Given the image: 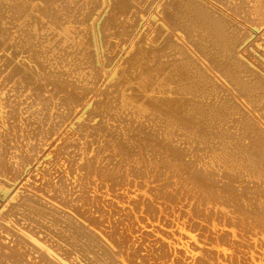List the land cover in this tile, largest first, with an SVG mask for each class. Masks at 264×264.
<instances>
[{
	"label": "bare ground",
	"instance_id": "obj_1",
	"mask_svg": "<svg viewBox=\"0 0 264 264\" xmlns=\"http://www.w3.org/2000/svg\"><path fill=\"white\" fill-rule=\"evenodd\" d=\"M1 1L3 2V0H1ZM1 1H0V6H1L0 8L3 7L2 5H4V8L6 10L4 12L5 15L3 14L2 16H4L3 18H4L5 21L9 20L8 21L9 23L12 22L11 23L12 25H9L8 22L6 21V23L10 27L16 26L18 24L17 22H22V18L25 19L24 21L28 22L27 20H28V18H30L29 15L32 14V12H34L32 14V16L34 18L36 16L34 14L41 13L38 10V7H40V6L37 7L38 3H35L38 0H36L35 2H34V0H4V2H3L4 4H2ZM39 1H41L42 3L47 1L46 3L53 4L51 2H54L56 0H54V1L53 0H51V1H49V0H39ZM60 1L61 0H59V2ZM78 1H77V3H79ZM89 1H91V0H89ZM102 1L105 2V6L106 5L109 6L110 10L108 9L109 10L108 15L106 16L105 19L103 18L104 19L103 22L98 27H94L93 24H95V23L93 22V24L91 23L92 27L90 25L86 24L87 26H90V27L86 26V28H89L90 32H92L93 34H96V33L99 34L100 39L98 41H100L101 49H104V47H106V49L109 48V50H110L111 48H114L115 46L117 48H120L117 45L118 41H119V42H121V46L123 47L122 50H124V51L122 52L120 50V52L122 53V58L119 59V57H118L117 61H116L115 57L119 56L118 55L119 52L117 51L116 47H115L116 48L115 52H117V56L113 55L114 57L106 56L105 55L106 53L104 55L101 54L102 55L101 56L100 54L93 52L95 54V55L92 56V58L94 59L93 62H94V64L95 63L99 64V66L97 65V67H99V68L96 70V69H94V64H91L92 66L89 67V71H88L89 74L86 71L88 69V64L90 63V60H88L89 63L86 62L87 61L86 59H90V58L86 57V56H88V52H87V55H85L86 59L83 57V55L79 56V55L84 54V53L78 54L77 52H74V54L76 53L75 56L78 55V57H81V58L83 57L82 60L85 59L83 63H85V62H86V64L88 63L87 65L85 64L87 67L84 65V68L85 69L87 68L85 70L87 72V74H86L87 76H84V77H86V78L89 77V79H85L87 81L85 82V80H84L83 83L84 82L87 83L88 80L89 81L91 80L92 82L90 81L88 84H86V88L84 87V84H82V86H80V87H78V86L81 85V84H79L77 87L72 86L73 82H75V80H73V82L71 80L72 85L70 86V85L67 84V80L64 81V82H60V81L54 82V80H52L54 82V83H52L50 81V79H49V81L51 82L50 83L49 81H47L46 78H44V79L43 78H39L38 75H37V73H39L37 71V69L39 68L38 67V63L34 64V61H33V63H31L33 65H29L30 64L29 63L28 64L29 66H27L25 64H16V60H17L16 57H17L18 54H21L22 52H20V53L18 52V54H15L14 52L16 50L14 51V48L10 49L11 46H9V47L7 46L8 43H9V42L7 43L8 39L5 38V37H2L3 39L4 38L6 39V41H3V39L0 37V59H2L4 61L6 59V64L5 65H7V66H12L13 65V68L11 69V72H9V74L11 75L10 76L11 78L7 75L8 76V77L6 76L7 79H9V80L10 79H12V80L15 79V82L17 84L16 86L19 87L20 89L25 90V92L27 91L28 93H30L29 96H30V98L32 97L34 99V102L36 103L35 105H38L39 107H41L43 109V111H45L46 113L49 112V108H50L49 102H50V100L52 101V99L58 98V101H59L58 105L60 107V111H59L60 113L59 114H54V115L49 114V113H47V114L44 113L45 114L44 115L42 113V110H41L40 114H43L44 118L42 116H39V115L37 116L38 113L34 114V112H32L33 114L30 115L31 116L30 118L28 117L29 115L25 114L27 117L26 116H25L26 118L23 117L26 120V122L24 120V122H25L24 124L22 122L23 119L21 120V118H20V121L17 118V120L20 123L17 122V120H16L17 116L16 115L20 116L19 114H15V115L14 114H12V115L10 114V115H8L9 117L12 116L10 118H7L8 117L7 114H6L7 117L4 116L5 114L3 115V117L0 115V158L2 156V159H3V161H1L2 159L0 160V162H2V163H0V174H2L3 172L6 173L8 171H11V173L14 176L13 178L15 179V181H16V178H17L18 181H20L18 179L19 175H20V177L23 176V175L21 176V174L23 173L21 171H25L29 164L32 165L33 162L31 160H33L32 158L36 157V156L35 157L33 156L31 158L30 153H31V155H33V153L30 152V151H28V152H30L29 155L24 152L27 144L30 143L31 145H33V143H31V142H29V143L27 142V144L25 145L27 140L26 141L24 140L25 142L23 141L24 142V146H25L23 151H22L23 153H20L19 156L17 155V156L14 157L15 160H16L15 162H13L11 160V158L9 159V158H7V157L2 155V151L1 150L4 149V148L6 149V146H8V144L6 146H3L5 144V142L2 141L3 139H1V136L3 135V132H4V134L6 132H8L7 135L12 132V131H7V130H9V128H7V126H8L7 123L10 120H12V123L14 122V124H10L8 126V127H13V128H10V130L11 129H15V131H17V133L23 132L24 134H26L25 137L22 135L24 138H27L26 136H29L28 138H32L33 139L34 136H38V135L43 134V135H46L45 137L47 138L48 142H49L50 138L53 139L52 137H55L54 139H56V141H55V143H56L59 140L58 138L61 137V134L58 135V129L61 127V125L64 122L67 123V117H68L69 119L72 118L74 120H77L76 123H73V122L70 123L71 127L74 126V130H75L74 132L75 133L82 134L84 132L85 136L87 135L93 141L95 139L96 140L100 139V142H102L105 147L112 148L113 153L111 155H112V157L114 159H115V157H122V159H121L122 161H124V160L128 161L129 160V162H130V160H131L132 164H134L133 166L131 164V166H132L131 169L134 168L133 169L134 172H141L142 173V171H140L142 169L139 170V169L135 168L137 159H135V160L131 159V158L136 156L141 151H143L142 153H145L148 156L152 157L149 160L150 161V165H153V163H155V161H157V163H155L156 166L153 167L155 172H157V170H160V169L166 168V167L173 168L175 173H179V172H182V171L186 170L189 173V178L194 182V185L201 187L203 189L204 193L207 194V196H205L206 197L205 199H207L208 197H211L213 195V201H215V202L217 201V203L219 201V203H220L219 205L221 206L220 209L218 210V214H217L219 216H223L224 217L226 215L227 211L224 209V205H226V204L235 206L237 208L236 209L237 213H239L240 216H242L243 218L247 217V215H249L250 218H251V215L257 216L258 214H261V212L263 213L264 212V187H262V186H264V180H263V184L259 185L260 187H257V185L260 183V181L262 182V178L264 179V162H263L264 161L263 160V158H264V70L261 68L263 66L262 65L263 63L262 64H257L256 63L255 65L250 67V65H251L250 62H252L250 60H252L251 59L252 56L249 55V53L247 51V49L249 47H247V49L246 48H242L241 46H242L243 41H240L239 35H236L233 32L229 31L228 28H231L233 30L235 29L232 26H228L227 25V23L229 21H231V20H228V22H226L227 21L226 20L227 17L225 16V14H224V16H225V18H224V17H222V14L219 15V13H217L218 12L217 10H214L215 8L213 9L211 6H208V3H210V4H212V6L216 7V9H220L219 7H221V6L219 5L218 8H217V6L222 1L221 0H208V1L206 0L207 1L206 2L205 0H163L164 2L161 1L163 3H161V2L157 3V1H156V2H154V4L157 3L156 5H158L157 7H159V10L157 8L158 11H156V12L153 11L155 9V7L152 8L153 12L152 11L150 12V9L148 7H147L148 9L147 8H141L142 7L141 4H143V0L142 1L140 0V2H142L141 4L137 3L138 0L137 1L136 0H101V2ZM71 2L69 0L67 3L71 6ZM74 2H75V0L72 3H74ZM87 2H88V0H87ZM93 2H95V0ZM96 2H98V1L96 0ZM101 2L99 1L97 4L99 5V3H101ZM241 2H242V5L250 4L249 10H247V11L244 10V12H243L244 15H245L244 17H246V15H247L249 17V19H250L249 21L252 22V24H250V25H253V23H254V24H256V27L258 28L260 26H257V24L258 25L259 24L260 25L264 24V0H247L245 3H244V0H242ZM54 3H57V2H54ZM65 3H66V1H65ZM145 3H146V0H145ZM214 3L217 4V6H215ZM79 4H81V2ZM84 4H82V5H84ZM221 4H222V7H223V3H221ZM229 4L231 5V3H229ZM43 5H44V8H45L46 6H45L44 3H43ZM74 5H75V3H74ZM101 5H103V4L101 3ZM226 5H228V4H226ZM51 6H53V5H51ZM51 6L50 5L47 6L46 7L47 10L44 9L43 6H41L43 9L40 7V10L42 9L43 10L42 12H44V10L48 12L49 9H50V11H51V8H52ZM65 6L67 8V5H65ZM75 6H72V7H74L73 9L77 8ZM91 6L95 7L96 4L95 5H91ZM105 6H104V8H106ZM152 6H154V5H152ZM240 6L237 7V8L241 9ZM48 7H49V9H48ZM61 7H62V5L58 6V8L57 7L56 8L59 9ZM83 7H86V6H83ZM62 8H64V7H62ZM87 8L89 10L88 6H87ZM150 8H151V6H150ZM53 9H52V11H53ZM57 9H54V12H56ZM65 9H60V11H62V12H60V13L58 12V13L62 14ZM69 9H70V7H68V10ZM81 9H82V7H81ZM83 9L85 10L86 8H83ZM92 10H90V11H92ZM234 10H232V11H234ZM241 10H240V13H241ZM75 11H77V10H75ZM75 11H73L74 15L76 14ZM0 12H2L1 9H0ZM80 12L81 11L79 10L78 13H80ZM224 12H226V11H224ZM234 12H237V10H235ZM2 13H0V14H2ZM44 13L48 14L46 12H44ZM67 13H69V12H67ZM67 13H66V15H69ZM87 13L86 12L84 13L85 17L82 15L83 19L86 18L87 15H89V13L88 14ZM92 13H93V11H92ZM238 13H239V11H238ZM41 14H43V13H41ZM63 14H65V12ZM231 14H233V13H231ZM39 15H37L36 19H34L36 21H33V22H37V19H38V22H39V18H41ZM56 15H58V14H56ZM56 15H54V17ZM77 15H79V14H76V16ZM90 15L92 16V14H90ZM102 15H103V13H102ZM119 15H121L123 18L127 17V19L125 18L126 22L124 21V23H119L118 20H117V18L119 19ZM7 16H8V19H7ZM44 16H45L44 18H46L44 20L47 21V18L49 19V14H48V17H46L47 15H44ZM62 16H64V15H62ZM62 16L59 17L60 19L59 18H54V20L55 19H59L57 22L60 23ZM71 16H72V14L70 13L69 17H70V19H73L72 21H74L77 18V17H75V19H74V18H71ZM24 17H26V18H24ZM33 17H31L32 20H33ZM56 17H58V16H56ZM98 17H99V15H98ZM98 17H96V18H98ZM66 18H68V17H66ZM66 18H64V19H66ZM231 18L234 19V22H235V20L238 17L235 19L231 15ZM2 19H0V22L2 21ZM70 19H69V21L71 22ZM228 19H229V17H228ZM239 19H241V18L239 17ZM242 19H243V16H242ZM44 20L40 19V22L43 23ZM50 20H51V18H50ZM54 20L53 19L51 20V22L53 21L52 22L53 24H55ZM94 20L97 23L98 19H94ZM153 20H154L155 24H152ZM245 20H246V18H245ZM77 21H79V20H77ZM77 21H75L76 23L73 22V23H70V24H74L75 23V24H77V26H79L81 23L79 24V22H77ZM237 21H238V19H237ZM243 21H244V19H243ZM247 21H248V18H247ZM30 22L31 23L28 22L26 24L31 25L33 23L32 21H30ZM47 22H44V23H47ZM64 22L68 23V20L67 21L63 20V23ZM85 22L86 21H84V23ZM140 22L141 23L143 22V25L139 27ZM156 22L159 23V24H157ZM6 23L4 24L5 26H6ZM37 23H35V24L33 23L32 25L33 26L34 25L35 26L36 25L40 26L41 32L39 31L40 29L38 31L40 33H42V31H43L42 28L44 27V29H46L45 25H47V24L43 23V26L41 28V25H40L41 23H39V24H37ZM58 23H56V24H58ZM84 23H82L81 26ZM229 23L230 24L232 23V25H233V22H229ZM243 23H246V22H243ZM13 24H15V25H13ZM21 24H22L21 28H24L23 24H25V23H21ZM53 24H49V25L52 26ZM60 24L61 25L60 26L58 25L57 27L55 25H53V26H55L54 28H56L58 30V32L61 33V35H64L67 38L69 37V38H71V40H73L75 38L76 34L78 33L79 34L78 35V39L75 38L74 40L78 41V40H80V38L82 40H85L86 38L90 39L89 36H88L89 38L86 37V35H85L86 33L83 34V30H80V29H85V27L84 28H82V27L81 28L80 27L77 28L78 31H82V36L85 35V37H86L85 39L82 38V36H80L81 33H79V32H77L75 35L73 34L74 38L72 39V37H71L72 35L71 34L76 32L77 30H75L74 32H71V31H73L74 27L76 28V26L71 27L70 24H69L70 26L67 24V25H65L66 26V28H65V26L61 27L62 23H60ZM31 26H29V28L27 26V29H29V31L31 30L30 29ZM35 26H34V28H36ZM7 27L8 26H6V29H7ZM16 27H19V24ZM47 27L49 28V26H47ZM69 27H71V31H70ZM240 27H241V25H240ZM1 28H3V27H1ZM96 28H97V30H96ZM163 28H165V30ZM26 30L24 29L25 33L23 32V29H22V31L20 30L19 32H22L23 34H26L27 32H29L28 30L27 31ZM36 30L34 29V31L37 33ZM103 30H104V32L107 31L109 34L111 33L110 35L113 34L114 37H116L115 35H117V37L119 38V39H117L118 40L117 44H115L116 41L115 42H111L112 44H110L109 41H108V39H109L108 36H110V35L107 32H106L107 35L103 34L104 33V32L102 33ZM6 31L8 32V30H6ZM31 31H30V34H29L30 37H31L30 38L31 40L25 35V37H27L30 40V42H28L27 38L25 39V37L22 36V37H24V41L28 42L27 45H29V43L31 44V41L33 42V40H35L34 43L36 41H40L41 40V37L39 38V40L38 39H33L34 38L33 35H36V33L32 35ZM95 31H96V33H95ZM3 32H5V31L3 30L1 32L4 35L5 33H3ZM51 32H53V34ZM8 33L6 34V36L9 35ZM10 33H12L11 30H10ZM14 33H15V31H14ZM49 33L51 35H53L52 37H54L55 36L54 33H56V32L53 30V31H50ZM165 33H166V35H165ZM175 33L176 34L178 33L179 36H176ZM236 33L238 34L239 31L236 32ZM15 34H13V35H15ZM38 34L35 36V38L37 36H39V35H41V36L43 35V36H45V38H48V37L51 38L48 33H47V35H48L47 37L45 35L46 33L45 34H39V35ZM13 35H10L9 37H11ZM17 35L18 34H16V36H14V37H17ZM43 36H42V38H43ZM79 36H80V38H79ZM91 36H92V34H91ZM61 37H62V39H64L63 36H61ZM61 37L59 36V38H61ZM95 37L96 36L94 35V38ZM57 38H58V36H57ZM69 38H68V40H69ZM110 38L112 39V36H110ZM10 39L11 38H9V41H11ZM12 39H15L14 40L15 42H16V40H18V41L23 40V38H21V39L12 38ZM48 39L47 40L45 39L46 42L48 41ZM53 39H56V38H52V40ZM111 39H109V40H111ZM45 40H44V42L43 41L42 42L46 43ZM58 40H61V39H58ZM82 40H81V44H82ZM86 40L84 41L85 43H87ZM114 40L115 39H113L112 41H114ZM241 40H243V39L241 38ZM55 41H52V42L56 43L55 46L56 45L57 46L59 45L58 47L62 46L61 49L65 47L63 44H61V46H60V44H57L59 41L58 42H55ZM65 41L66 40H64V42ZM5 42L7 43V45H6ZM12 42H13V40H12ZM15 42H13L11 45L14 46V44H15L17 46L18 44H16ZM48 42H51V39ZM73 42L76 43L75 41H73ZM79 42H77V43H79ZM34 43H33V45H34ZM59 43H62V41L59 42ZM70 43H72V41ZM93 43H94V41H93ZM47 44L45 45L46 47H47ZM88 44H90V43L88 42L87 45ZM33 45H31V46H33ZM36 45L39 46L38 43ZM42 45H44V44H41V46H39V48L36 47L35 45L34 46L36 47L35 49L38 48V50H39L42 47ZM48 45H50V43ZM79 45H80V43H79ZM83 45H85V44H83ZM87 45H86V48L88 47ZM20 46L22 48V45H20ZM24 46H23V48H24ZM31 46L29 47V49L31 48ZM34 46H33V49H34ZM45 46L42 47L44 49L41 48L42 51L45 50ZM91 46L93 47L94 45H90L89 46L90 49H91ZM48 47H50V46H48ZM54 47L52 48L53 50L54 49L55 50L58 49V48H56V47L54 48ZM67 47L68 46H66V48ZM26 48H27V46H26ZM71 48H72V46H71ZM78 48H79V46H78ZM89 48H87L86 51ZM15 49H16V47H15ZM33 49H31L30 51L32 52ZM52 49H51V51H52ZM61 49L59 51H62ZM80 49H81V47H80ZM106 49H104L105 52L109 51V50H106ZM11 50H13L14 52H12ZM18 50H19V46H18ZM65 50H68V49H65ZM82 50H84L83 47H82ZM259 50H258V52H259ZM9 51H11V52L9 53ZM20 51H21V49H20ZM36 51L37 50H35V53H36ZM39 51L37 53L40 55L41 53ZM45 51H46V54L50 53V55H53L52 53L54 52V51H52V53L49 52L48 48ZM68 51H69L68 53H71L70 49ZM78 51H79V49H78ZM57 52H58V50H57ZM63 52H64L63 54L67 53L65 51H63ZM79 52H83V51H79ZM89 52H91V50ZM249 52H250V50H249ZM24 53H27V52H24ZM35 53L32 52L33 55ZM46 54H41V55L45 56ZM55 54H56V52H55ZM61 54H62V52H61ZM61 54H59V56L63 57V59L66 60L67 59L66 57L68 55L65 57L64 55L61 56ZM74 54L72 52L71 56L70 55L69 56L71 58L73 57L74 58L73 62L76 63L75 59L78 58V57L75 58L73 56ZM114 54H116V53H114ZM35 55L37 56V54H35ZM39 55H38V57H39ZM47 55H46L47 57L45 56V58L47 60L46 64L49 61L53 63V59H54V63L55 64L51 63V65H53V67H50V68H53V71L57 72V70H59L60 68L63 67L61 64H60L61 66H59V64H58V63H61L59 61H62V60L59 59L60 57H58V54L55 57L57 60L59 59L58 63H56L57 61H55V58H53V56H52V58H53L52 61H51V59L49 60V58H50L49 54H47ZM108 55H110V54H108ZM8 56H11V59H9ZM18 56H20V55H18ZM253 56L255 58V54ZM258 56H260V55H258ZM31 58H32V56H31ZM43 58H44L43 56L40 57V59H43ZM27 59H29V58H27ZM40 59L39 60L37 59V60L40 61ZM79 59L80 58H78V60ZM245 59H248V60L250 59L249 60L250 64L248 63L249 65L246 63V62H248V60L246 61ZM21 60H22V58H21ZM71 60H73V59H70L68 62H71ZM194 60L198 62L197 66H200L199 67L200 69L197 68V67L192 66V64L195 63ZM23 61H26V60H23ZM43 61L44 60L41 61L42 64H41V62H39L41 64V66L45 65V64H43ZM79 61H77V62L82 64V62H79ZM13 63H15V64H13ZM20 63H22V62H20ZM25 63H27V62H25ZM49 63L47 64L48 66H49ZM91 63H92V61H91ZM56 64L58 65V67H60V68L56 67L57 70L54 68V66H56ZM62 64L64 66H66V64H68V63L65 64L63 62ZM71 64H73V63H71ZM47 65H46V67H48ZM77 65H79V64H77ZM69 66H71V67L70 68L67 67V68H69L70 71H71V68L74 65H70L69 64ZM46 67L44 66L45 71H46ZM79 67L80 66H78V67L76 66V67H73V68L76 69V68H79ZM192 67L197 68V69L193 70ZM67 68L65 67L64 70H66ZM82 68H81V71L84 69V68L83 69ZM39 69H40V71L42 70L41 67ZM49 70L52 71V69H49ZM60 70H59V72H62ZM73 70L74 69H72V72H73ZM76 70H78V69H76ZM79 70H80V68H79ZM79 70H78V74L81 73V72L79 73ZM67 71H65V74H66ZM56 72H54V73L56 74ZM59 72L57 74H59ZM75 72H77V71H75ZM75 72H73V73L75 74ZM83 72H84V70H83ZM83 72H82V75H84ZM86 72H84V73H86ZM63 73H64V71H63ZM68 73H69V71H68ZM70 73H69V76H70ZM216 73L219 75L220 78L223 79V84H222L223 86L220 85L222 88L217 86V84L214 81V74H216ZM65 74H61V75L64 76ZM74 74L71 75L70 79L71 78H73V79L75 78ZM76 75L77 74H75V76ZM82 75H80V76H82ZM49 76L51 77V75H49ZM53 77H55V75H53ZM66 77L64 79H68ZM55 78L57 79V77H55ZM100 78H102V79L104 78L103 79L104 81L102 80L101 82H99L98 79L100 80ZM81 79L83 80L84 78H81ZM79 80H80V77H79ZM79 80L77 81L78 83H79ZM77 82H75L74 84L77 85L78 84ZM80 82H82V81L80 80ZM90 83L92 84V88H91V85H89ZM98 85L102 86L103 89L102 88H98ZM14 86H15V84H14ZM88 87H90V88H88ZM96 88H98L99 92L102 90L99 95L98 94H94L96 92L95 91ZM13 89H15V88H13ZM16 90L19 91L18 88ZM51 91H53V93H52L53 95L52 94L48 95V93H50ZM218 91L222 92V96L221 97L220 96L218 97L217 95L216 96L214 95V99L210 100V96L209 97L206 96L207 94H211V93L218 92ZM91 92L94 94L95 97L94 96L93 97L92 96L88 97L89 93L91 94ZM162 95H164V96L168 95V96L163 97ZM189 97H193L194 99H196V100H194V102L195 101L196 102L191 104L190 100L192 101V99L191 98L189 99ZM212 98H213V96H212ZM86 101L87 102L91 101L93 106L91 108V111H89V113H87L88 111H86L87 110V109H85L86 107L83 108V109H85L84 111H86V113H87L86 114L87 117L83 118V122H81L82 118L79 116L80 113H77L75 110H77L81 106L83 107L84 106L83 104ZM238 101H239V103H241L242 106L245 107L246 112L243 111L244 109L243 110L241 109V106L239 107ZM85 104H87V103H85ZM76 107H78V108L75 109ZM87 107H88V105H87ZM73 109L76 112V114H74V113L73 114H68V113H71L73 111ZM80 109H82V108H79L78 110H80ZM88 109H89V107H88ZM38 110H40V109H38ZM38 110H37V112H38ZM206 111H207L208 114H205ZM254 114H257L256 115L257 117L254 116ZM70 116H72V117H70ZM123 116H125V117H123ZM204 116L205 117L207 116V119L209 120V122H207V123L203 122V121H207V119ZM40 117L43 118V119H40ZM14 118H15V120H14ZM120 118H121V120H120ZM203 118H205L206 120L203 119ZM143 119H145L144 120L145 122H142ZM118 120H120V121H118ZM115 122H117V123L119 122V124H117ZM230 123H231V125H230ZM14 125H16V126L18 125L17 128ZM225 125H226V127H225ZM62 128H61V130H62ZM69 128H70V126H69ZM157 128H160V129L162 128V129L165 130V132L164 131H160L161 133L164 132V136L163 137L160 136L161 133L158 135V133H159L158 131L159 130H157ZM225 128L228 129V130L225 131ZM26 130H30V132L28 131L29 132L28 133ZM15 131L12 132V134L14 133L13 134L14 136L16 135ZM63 131H61V132H63ZM176 132H177V135H176L177 137H180L179 136V134H180L181 137L182 136L184 137L183 139L186 140V143H189V147L190 148L189 149L187 147L184 148V150L186 152L183 151L181 147L179 148L180 145L179 146L175 145V144H180V142H181V141H179V143H177L178 141H177L176 138H175L176 142H175V140H173L174 139V135L176 134ZM69 133H71V132H69ZM84 133H83V135H84ZM166 133H167V135H166ZM170 133L174 134L173 136L171 134V137H173V138L167 137L168 135L170 136ZM21 134L19 136H21ZM7 135H6V137L3 136V138L5 137L7 139ZM13 135H11V137H13ZM78 135H76V136L78 137ZM83 135H82V137H83ZM79 137H81V136H79ZM8 138H10V137L8 136ZM17 138L15 139V141H13V143L14 142H18L19 140H21L20 139L21 137L18 138L19 139L18 141H17ZM64 138L65 137L63 135V137L61 139H64ZM167 138L169 140H167ZM41 139L42 140L44 139V141H46L45 138H41ZM61 139L59 140L61 142V144H59V142L57 144H59L60 148H62V149L59 151L57 148H54L55 146L51 147V149L52 148L57 149L60 152L61 156H62V154H65V150L67 151V149H68V151L70 152L74 148H73V146L68 145V143H67V145L64 143L65 144L64 145L63 142L61 141ZM72 139H74V138H72ZM22 140H23V138H22ZM35 140H34V143H35ZM179 140H181V139H179ZM198 140H199V142L197 143L196 141H198ZM7 141L10 143L11 139H10V141H9V139H7L6 142ZM30 141H31V139H30ZM173 141H174L175 144L174 143L171 144ZM183 141L181 143H183ZM36 142H38V140H36ZM48 142H45V143L48 144ZM51 142H52V140H51ZM51 142H49V144H51ZM67 142H68V139H67ZM69 142H71V141H69ZM72 142H74V141H72ZM43 143H42V145H43ZM19 144H22V143H19ZM30 144L28 145L29 147H30ZM53 145H55V144H53ZM28 146H27V148H28ZM41 146H40V148H41ZM43 147H42V150H43ZM48 147H50V146H48ZM57 147H59V146H57ZM69 147H70V149L71 148H73V149L69 150ZM74 147H76V145H74ZM17 148H19V147H17ZM7 149L9 151H12L9 146H8ZM7 149H6V151H7ZM18 150H21V149H18ZM18 150L17 151L14 150V151L19 153ZM29 150H31V148ZM32 150H33V148H32ZM38 150H37V153H38L37 155H39L40 152H41V151L38 152ZM47 151L48 152H46V151L44 152L43 151L45 157H47L46 155H48V157L51 156V159H52L53 156H54L55 160L52 159V161L54 160V162L56 160H59L60 154L58 152L56 153V155H54L55 151H52V150L50 151L48 149H47ZM187 151L193 152L191 155H190L191 152L190 153L188 152L189 153L188 156H190L189 158H187L188 160L185 159V157H188L187 156V154H188ZM26 152H27V149H26ZM33 152L35 154V149L33 150ZM3 153H6V152L3 150ZM24 153L26 155H24ZM45 153H47V154H45ZM13 154L14 153L11 154V152H10V155L13 156ZM57 154H59V155H57ZM139 154H141V153H139ZM66 155H68V152H67ZM143 155L144 154H141V156H143ZM6 156H7V154H6ZM55 156L58 157V158H56ZM70 156H71V154H70ZM68 157L69 156H67V158ZM5 158L8 159L9 165H8V163L6 165V159ZM38 158H39V156H38ZM42 158H43V156H42ZM71 158L72 157L68 158V160L71 159ZM113 158L111 159L112 161H113ZM4 159H5V163H4ZM35 159H34V161L36 162ZM65 159H66V156L64 158V161L66 162ZM72 159H74V157ZM38 161H37V163H38ZM40 161L42 162V160H40ZM64 161H62V165L66 164V163H64ZM138 161H140V159ZM41 162H39V163H41ZM45 162H43V163H45ZM207 162L209 164V168L208 167L206 168ZM72 163H73V161H72ZM47 164L50 165V162L47 163ZM108 164H110V162ZM39 165H41V166H39ZM39 165L38 166L40 168L43 167L42 164H39ZM34 166H36V165H34ZM77 166H79V165H77ZM105 166H103V168ZM137 166H139V164H137ZM201 167L204 170L203 169L201 170ZM212 167H214V168L216 167V170L218 168L219 172L216 173V171H214L215 169L212 168ZM64 168H66V171H67L66 165L64 166ZM75 168H79V167H75ZM103 168H102V170H103ZM205 168H206V171H208L210 169H211V171L210 172L208 171L209 172L208 174L202 173L203 171H205ZM71 169L74 170V167L71 168ZM97 169H99L98 170V172H99L100 171V167L97 168ZM107 169H108V172H109L110 176L108 175L109 176L108 177V176H106L107 175L106 174L105 177H108V179L111 182V184H113V183L116 184L120 180H123L122 179L123 177L121 175L119 176V173L122 174L121 172L116 173L117 171H115V172L113 171V173H111L112 171L109 170V167ZM110 169H113V168H110ZM33 170H32V172H33ZM53 170L55 171V169H53ZM197 171H199V172H197ZM8 173H10V172H8ZM11 173H10V175H11ZM57 173H58V171H57ZM60 173L61 172H59V174ZM103 173H105V172L101 171L99 173L100 175L102 174L101 178L103 176ZM106 173H107V171H106ZM55 174H56V172H55ZM47 175L50 176V174H47ZM60 175H62V173ZM247 175L250 176V180H251V178L256 179L255 181H257V182L254 181V183H256V184H254V187H250L249 186L250 188H247L248 183H250L249 179H248L249 182L245 181L243 183V180H245L244 179L245 177L247 178ZM97 176L100 177L98 174H97ZM243 176H245V177L243 178ZM63 177L66 179L67 176L66 177L63 176ZM1 178H3L2 175H1ZM49 178H51V177H49ZM55 178H57V177H55ZM106 179H105V181L107 182ZM102 180L103 179H101V181ZM222 180H224V181H222ZM4 181H7L6 184H8V180L7 179L4 180ZM61 181H63V178H62ZM87 181H88V179H87ZM33 182H31V183H33ZM54 182H55V180H53V184H54ZM246 182H247V185L243 188L242 185L243 184L245 185ZM252 182H253V179H252ZM46 183L47 182H45V184ZM57 183L58 182L56 181V184H54V185H59ZM61 183H62L61 185H63V184H65V181H64V183L63 182H61ZM120 183H119V185H120ZM236 183H240V187L242 188L241 190H239L240 187H238V186L236 187ZM22 184H20V185H22ZM29 184L30 183H28V187H30ZM122 184H123V182H122ZM61 185H60V187H61ZM113 186L114 185H111V187H113ZM117 186H118V184H116V187ZM21 187L23 188V186H21ZM38 187L41 188L40 186H38ZM38 187H37L36 190H39ZM153 187L151 189H149V192L146 191L144 196L143 195L142 196L139 195V196L144 198L145 196L147 197V195H148V196H150L153 199L154 196L158 197V195H161L160 198L161 197L165 198L166 195L164 196V194H166L167 191L164 188H162L160 186V188H162V190H163V191L162 190L160 191L159 187H154V188ZM18 188H19V186H18ZM63 188L66 189L65 186L62 187V189ZM41 189H43V188H41ZM57 189H56V191H57ZM85 189H86V187H85ZM48 190H49V188H48ZM48 190L45 189L47 194H51L52 195L53 188H51L52 191L50 190L52 193H48L49 192ZM20 191H21V189H20ZM20 191L18 193H20ZM56 191H55V194H57V192H59V191H57V192ZM84 191H83V193H84ZM42 192H44V191H42ZM61 192H62V190H61ZM18 193L16 192L15 194H18ZM29 193H30V191H29ZM29 193H27V194L25 193L26 196H28ZM60 193L57 194V196L60 195ZM62 193H63V196H64V191ZM88 193L89 192L87 191V193L85 192L84 194H88ZM160 193H162L163 195L160 194ZM38 194H40V193H38ZM170 194H171L170 192H169V195L167 193V195L169 197L172 196V194L171 195ZM210 194H211V196H208ZM21 196H23V194ZM46 196H48V195H46ZM61 196L62 195H60V197ZM87 196H89V194ZM168 196H166V198ZM9 197H10V195H9ZM55 197H56L55 195H52V199L54 198L56 200ZM11 198H13V197H10V199ZM64 198H66V197H64ZM64 198L62 197L60 199L64 200ZM78 198H77V200H78ZM143 198H140V199H143ZM163 198H161V199H163ZM57 199H59V198H57ZM82 199L84 200V197L82 198V196H81V199H79L80 201L79 200L78 201L83 203ZM89 199H87L85 197V201L88 202L86 204H89V202H90ZM13 200H15V199H13ZM21 200H22L21 206H20V203L19 204L16 203L17 205H19L18 209L21 208V210H23L21 212H24L28 216L29 215L36 216L35 219L37 218V221L34 219V222L32 220L33 223H36V222H38V224L41 223L40 221L43 220V219L41 218L40 221H38V218H39L38 215L39 216L42 215L43 211L41 210V207H40L41 205H39L40 203H38L39 198L37 200L36 198L35 199L27 198V197L25 198V196H24V197H21ZM77 200H75V201H77ZM148 200L149 199L146 200V198H145L144 203L148 204L147 205V211L149 210V212H151L152 208L150 206V203H152V202L148 201ZM168 200H169V198H168ZM170 200H172V199H170ZM210 200H211V198H210ZM210 200H208V201L210 202ZM10 201H12V200H10ZM65 201H66V199L64 200V202ZM69 201H71V200H69ZM69 201H68V204H69ZM172 201H175V200L173 199ZM213 201H212V203H214ZM43 202L44 201H42L41 203H43ZM61 202L62 201H60V203ZM92 202H94V201H92ZM133 202H131V204ZM49 203L50 202H48V204ZM65 203L67 204V202H65ZM135 203H136V205H138L137 202H135ZM217 203H215V204H217ZM7 204H8V202H7ZM98 204H100V203H98ZM8 205H10V204H8ZM12 205H14V204L12 203ZM136 205H134L135 206L134 208H136ZM140 205H142V204H140ZM156 205H157V203H156ZM46 206H45V208H49L50 207V206L49 207H46ZM82 206H83V204H82ZM142 206H144V204ZM195 206L196 205H194L193 207H195ZM80 207H81V205L79 206V208ZM132 207H133V205H132ZM138 207H140V206L138 205ZM197 207H199V206H197ZM8 208H10V206H8ZM15 208H17V207H15ZM52 208L50 209V211L54 210V208L53 209ZM57 208H58V206H57ZM143 208L145 209L146 206L143 207ZM12 209H13V207H12ZM73 209H74V207H73ZM77 209L78 208H76L75 210H77ZM196 209H195V211H196ZM199 209H201V208H199ZM116 210L118 211V208ZM207 210H208V212H210L209 214L211 215V211H209V209H207ZM261 210H263V211H261ZM77 211H80V209L77 210ZM85 211L86 210L80 211V213L81 212H85ZM119 211H120V209H119ZM202 211H205V210H202ZM12 212H13V210H12ZM12 212H11V214H12ZM57 212H59V211L57 210ZM61 212H64V210L63 211L60 210L59 213H61ZM200 212H201V210L197 211L198 214L197 213L196 214L197 215H201ZM52 213H54V211ZM55 213H56V209H55ZM73 213H75V212H73ZM17 214H20V213H17ZM64 214L61 213V215H63V217H64ZM66 214H68V213H66ZM154 214H156V211H155ZM192 214L196 215L195 212L192 213ZM192 214H190V217H191ZM9 215H10V213L8 214V216ZM205 215H203V217H205ZM210 215H208V216H210ZM20 216H22V215H20ZM186 216H187V214H186ZM6 217H7V215H6ZM24 217H26V216L24 215ZM192 217H194V216H192ZM192 217L190 219H193ZM248 217H247L246 220H248ZM18 218H21V217H18ZM64 218H69L70 219V217H64ZM88 218H85V219L87 220ZM189 218H188L187 221H191V220H189ZM199 218H200V216H199ZM199 218H197V219H199ZM210 218L212 219L211 216H210ZM257 218H256V220H257ZM32 219H33V217H32ZM69 219H67V221H69ZM85 219H83V220H85ZM223 219H225V218H223ZM258 219L259 220H257V222L260 223V224L259 223L258 224L260 226H262V228L264 229V223L260 222V220L262 218H258ZM5 220H7V219H5ZM25 220H27V219H24V221ZM29 220H31V218ZM44 220H45V218H44ZM71 220L73 221L74 219H70L69 222H71ZM88 220L90 222L94 221V223H97L96 219L92 218V220H91L89 218ZM206 220L208 221L207 218H206ZM206 220H202L201 219V221H205L206 223H208ZM45 221L47 222V220H45ZM49 221H48L47 226L49 225V227L51 229L52 226H50V224H53V223L52 222L50 223ZM241 221H243V220H241ZM25 222H27V221H25ZM60 222H61V219H60ZM64 222H66V221H64ZM77 222H75V223H77ZM84 222H86V221H84ZM205 222H203V224H205V226H206L207 224ZM209 222L211 223L210 220H209ZM75 223L73 221V224H75ZM187 223H189V222H187ZM241 223H243V222H241ZM38 224H36V225H38ZM66 224H67V222H66ZM194 224L195 223H193V225ZM43 225H44V223L42 224V226ZM63 225H62V227H63ZM195 225H198V223L195 224ZM226 225H229V223L226 224ZM238 225L239 226L241 225V227L243 226V228H244V225H242L240 223ZM83 226H85V225H83ZM222 226H224V224H222ZM28 227H29V225H28ZM31 227H30L29 230H31L33 228V227L32 228ZM54 227H55V225H54ZM78 227H80V225ZM81 227H80V229H82ZM208 227H209L208 231H210L211 230L210 229L211 226H208ZM21 228H23V226ZM27 228L25 227V229H22V230L23 231H25V230L27 231ZM36 228L38 229V227H36ZM55 228L53 229L54 232L56 230ZM198 228L201 229V226H199ZM245 228H246V225H245ZM68 229L71 230V227L70 228L68 227ZM191 229H193V228H191ZM203 229H205V228H203ZM33 230H35V229L33 228ZM61 230L62 229H60L59 231H61ZM70 230L69 231H63L62 230L63 232L60 233L62 242H60L59 239H58L57 240V241H59L58 243L60 244V243H63V242L65 243L66 242V244H67V242H69L71 244V247L72 246L76 247V252H78L77 251V249H78L79 250L78 253H80V254L81 253H86L88 251V247H87V245L85 243H81V241H82L81 239L82 238L84 239V237L80 238L79 233L81 234V232L75 233L74 231H72V230L70 231ZM184 230H186V229H184ZM212 230H214V229H212ZM212 230L210 231V233L213 232ZM245 230H247V229H245ZM9 231H7V232H9ZM51 231H52V229L50 230V232ZM203 231H205V230H203ZM221 231L223 232L222 235H224V236H220L221 238L222 237L223 238H222V240L220 239L219 241L220 242L224 241V242H222L223 245H227L226 243L229 241V239L227 237L228 236H235V232L233 230L226 232V230L223 231L222 229H221ZM54 232H52L53 235H54ZM122 232H121V234H122ZM20 233H21V231H20ZM28 233H29V235H27L28 237L27 236L26 237L29 238V240L27 238L26 239L29 242H26V241L23 242L24 241L23 238L21 239V238H18L17 236L15 237V238H18V239L15 242V246H13L11 248V252L12 253L7 251L8 254L10 253V256L12 254L13 257H21L22 258V257L26 256V252H27V255H28L29 253L33 252L34 249L35 250L37 249L38 251L41 252V254L39 255V256H42V259L40 260L41 264L42 263L44 264L45 262H48V260H49L48 257L50 255L52 256V254L54 255V257L58 256V260H57V257L54 258L57 261L55 264H68L66 262V259H64V257L62 255L59 256V255H57L55 253V251H58L57 248L59 250L62 249L61 246L60 247H55V246H57V244L55 246H51V245H47L45 243H40V241L35 237L36 234H34V233L31 234L30 232L21 233L20 237H22L23 235L25 236ZM210 233H208V234H210ZM121 234L114 227V228L111 229L110 233L108 234V237L115 244V242L119 243L117 241V237L120 238V239L123 238L124 234L123 235H121ZM202 234L203 235H207V233H203V232H202ZM18 235H19V233H18ZM191 235H193V234H191ZM194 235L197 236V234H194ZM193 236H190V240H191V237H193ZM198 237H200V236L198 235ZM203 237H205V236H203ZM127 238H129V237L127 236ZM186 238H187V236H186ZM95 239H96V236H95ZM187 239H189V238H187ZM206 239H208L207 241H209L208 237ZM217 239H219V238L217 237ZM227 239H228V241H227ZM233 239H232V242L236 241L235 239L234 240ZM11 240L13 242L11 245H13L14 244V241H13L14 239L11 238ZM214 240L217 241L215 238H214ZM214 240H211V241H214ZM160 241H162V240H160ZM193 242L194 241H192V243ZM215 243H217V242H215ZM206 244H208V243L206 242ZM219 244H216L217 248H218ZM235 244H237V243H235ZM9 245H10V243H9ZM25 246H28L30 248L29 249L30 252L28 250L24 249ZM165 246H167V245H164V244L160 245V248L158 249V251H160L159 253L164 254L166 252V247ZM195 246H196V243H195ZM210 246H211V243H210ZM239 246L241 247V245H239ZM9 247H11V246H9ZM28 247H27V249H28ZM73 247H72V249H73ZM189 247H190V244H189ZM0 248H1V246H0ZM192 248H193V246L191 247V249ZM213 248H214V246H213ZM201 249H203V247ZM237 249H238V247H237ZM206 250H208V249H206ZM221 250L222 251H217L214 254V252L216 251L215 250L213 253H211V255H215L216 256V254H218V255H220L221 253L223 254L228 249H224L223 248ZM62 251H63V249H62ZM65 251H64V253H66ZM182 251H184V250H182ZM189 251H191V250H189ZM192 251H194V248H193ZM195 251H197V250H195ZM4 252H6V251H4ZM153 252H151L152 254L149 252V255L150 254L153 255L154 254ZM155 252L156 253L154 255H157V251L156 250H155ZM200 252H201V254L206 255L205 254L206 252H202V250ZM33 254L34 253H32V255ZM179 254H181V252H179ZM0 255H1V253H0ZM35 255H36V253H35ZM35 255H33V256H35ZM3 256H4V254H3ZM168 256H169V254H168ZM225 256L227 257V254H225ZM6 257H8V256H6ZM205 257H202L203 258L202 261L206 262L207 259H205ZM218 257H220V256H218ZM222 257H224V256H222ZM50 258H52V257H50ZM129 258H130V256H129ZM176 258L174 257V259H176ZM202 258H200V259H202ZM137 259H139V257L137 258L136 255L132 254V257L130 259L131 264H138L139 261ZM34 260H35V258H34ZM180 260L182 261V257H181ZM180 260L178 259V264H181V263H179ZM184 260H185V258H184ZM190 260H191V258H190ZM209 260L210 259H208L207 261H209ZM136 261H138V262L136 263ZM162 261H163V257H162ZM49 262H51V260H49ZM174 262H175V260H174ZM201 262H200V264H201ZM210 262L211 261H209V263ZM20 263H21V261H20ZM24 263H26V262H23V264ZM194 263H196V262L194 261ZM18 264H19V262H18ZM175 264H177V263H175ZM203 264H205V263H203Z\"/></svg>",
	"mask_w": 264,
	"mask_h": 264
},
{
	"label": "rangeland",
	"instance_id": "obj_2",
	"mask_svg": "<svg viewBox=\"0 0 264 264\" xmlns=\"http://www.w3.org/2000/svg\"><path fill=\"white\" fill-rule=\"evenodd\" d=\"M1 1V0H0ZM36 0H34V2H35ZM49 1H51V0H49ZM54 1V0H53ZM62 1V2H61ZM60 2H59V0H56V1H54V2H57V3H54V2H51V3H53V4H48V3H46L47 1H45V2H43L44 4H45V6L47 7V6H51V5H53V6H51L50 8H51V11H52V9L54 8V9H57L58 8V6H60V5H62V7H64V8H59V9H57L56 10V12H54V9H53V11L51 12L50 11V9H49V7H48V9H49V11L47 12V11H45L44 10V12H46V13H48L49 14V19L47 18V21L46 20H44V19H46V18H44L45 16L44 15H47L46 17H48V14H45L44 12H42L43 10V8H44V5H43V3L41 2V1H36L35 3H38L37 4V7L38 6H43V8L40 10V7H38V10L41 12V13H43V14H41V13H36V14H34V15H36L35 16V18L32 16V14L34 13V12H32V14H30L29 16H30V18H28V22L29 23H31L30 21H36V20H34V19H36V17H37V15H39L41 18H39V22H38V19H37V22H33L34 24L35 23H37V24H39V23H41L40 22V19L41 20H44V22H47V23H44V24H47V25H45V28L46 29H44V27L42 28V26H43V23H41L40 25H41V28L43 29V31L45 32L47 29L49 30H47L45 33L42 31V33H40L41 32V29H40V26H38V25H34L36 28H34V26L32 25H29V24H26V23H28V22H26V21H24L25 19H23L22 18V22H17L18 24H19V27H16V26H12V27H10L9 25H12L11 23H9L8 21L9 20H6L7 22H8V24L6 23V21L4 20V16H2L3 14L5 15V8H4V5H2V4H4L3 2H4V0H3V2H2V8H0L1 10H2V12H0V13H2V14H0V19H2V21L0 22L1 24H0V31L2 32L3 30L5 31V32H3V33H5L4 35L0 32V37L2 38V37H5V38H7L8 40H7V43H8V45H7V43H6V45L9 47V46H11L10 47V49L11 48H14V51L13 50H11L12 52H14L15 54H18V52L20 53V52H22L21 54H18V55H20V56H18L17 55V57H16V59L18 60H16V64H25V65H27V66H29V65H33V64H31V63H33V61H34V64H36V63H38V67L40 68H42V70L40 71V69L38 68L37 69V71L39 72V73H37V75H38V77L39 78H46L47 79V81H49V79H50V81L52 82V83H54V82H58V81H60V82H64V81H66L67 80V84L68 85H72V82H73V80H75V82H77L78 80H79V77H80V80L82 81V82H80V80H79V83L76 85V84H74L75 82H73V85L72 86H75V87H77L79 84H81V85H79L78 87H80V86H82V84H84V87L86 88V84H88L90 81L88 80V82L87 83H85L87 80H85V79H89V77L88 78H86V77H84V76H87L86 74H87V72L89 71V67L90 66H92L91 64H94V59L92 58V56L93 55H95L93 52H95V53H98V54H102V55H104L105 53V55L106 56H110V57H114V56H117V52H115V50H116V48L114 47V48H111L110 50H109V48L108 49H106V47H104V49H106V50H109V51H107V52H105L104 51V49H101V45H100V41H98L99 39H100V36H99V34L98 33H96V31H95V33L96 34H93L92 32H90V30H89V28H86V26L87 25H90L91 27H92V24H93V22L95 23V24H93L94 25V27H98L102 22H103V20L106 18V16L108 15V12H109V6L108 5H106L105 6V2L104 1H102L101 2V0H97L98 2L100 1L103 5H101V3H99V5L97 4L98 2H96V0H95V2H93L94 0H91V1H89L88 0V2H87V0H77L79 3L81 2V4H79V3H77V1L75 0V5H74V3H72L74 0H70V2H71V6L67 3L69 0H65L66 1V3H65V1L64 0H61ZM64 1V2H63ZM86 1V2H85ZM137 1V0H136ZM142 1V0H141ZM157 1V3L158 2H161V1H163V0H146V3H145V0H143V4H141L142 2H140V0H138L137 1V3H139V4H141V8H149L150 9V12L152 11V8H154L155 7V9L153 10L154 12H156V11H158L159 10V7H157L158 5H156L157 3H155L154 4V2H156ZM206 1V0H205ZM208 1V0H207ZM206 1V2H207ZM222 2L221 3H223V7H222V4L220 3V4H218V6H217V4H215V6H217V8L219 7V5L221 6V7H219L220 9H216V7H214V6H212V4H210V3H208V6H211L214 10H217L216 12L217 13H219V15H221L222 14V17H224L225 18V16L227 17L226 18V22H228V20H231V21H229V22H233V25H232V23L230 24L229 22L227 23V25L228 26H232L233 28H235L234 30L233 29H231V28H228L229 29V31H231V32H233L234 34H236V35H239V37H240V41H243V43H242V48H246L247 49V47H249L248 49H247V51H248V53H249V55H251L250 57H251V59L252 60H250V61H252V62H250L248 59H245L246 61L248 60V62H246L247 64L250 62L251 63V65H250V67H252L253 65H255L256 63L257 64H262L261 66V68L264 70V24H262V25H258L257 24V26H260V27H256V24H254L253 23V25H250V24H252V22L251 21H249L250 19H249V17L246 15V17H244L245 15H244V10H249V8H250V4H246V5H242V0H221ZM247 0H244V3L246 2ZM59 2V3H58ZM93 2V3H92ZM104 2V3H103ZM148 2V3H147ZM164 2V1H163ZM163 2H161V3H163ZM227 2V3H226ZM41 3V4H40ZM62 3V4H61ZM86 5H85V4ZM91 3V4H90ZM136 3V4H137ZM150 3V4H149ZM229 3H231V5L229 4ZM40 4V5H39ZM64 4V5H63ZM73 4V5H72ZM78 4V5H77ZM82 4H84V5H82ZM89 4V5H88ZM96 4V6L94 7V6H91V5H95ZM138 4V5H139ZM149 4V5H148ZM226 4H228V5H226ZM237 4V5H236ZM57 7H55V6ZM65 5H67V8H66V6ZM82 7V9L83 8H86L84 11L81 9V7ZM146 5V6H145ZM152 5H154V6H152ZM241 5V6H240ZM72 6H75V7H77L76 9H73L74 7H72ZM83 6H86V7H83ZM87 6L89 7V10H88V8H87ZM98 6V7H97ZM101 6V7H100ZM104 6L106 7V8H104ZM145 6V7H144ZM150 6H151V8H150ZM225 6V7H224ZM240 6V8L242 9H239V8H237V7H239ZM243 6V7H242ZM1 7V6H0ZM46 7L44 8V9H46ZM68 7H70V9L68 10ZM72 7V8H71ZM92 7V8H91ZM94 7V8H93ZM4 8V9H3ZM67 10H66V9ZM79 8V9H78ZM147 8V9H148ZM157 8H158V10H157ZM60 9H65L64 11H63V13L65 12V14H59L60 12H62V11H60ZM93 9V10H92ZM99 9V10H98ZM103 9V10H102ZM109 9V10H108ZM225 9V10H224ZM237 10V12H234V11H232V10ZM4 10V11H3ZM47 10V9H46ZM75 10H77V11H75ZM81 11L80 13H78V11ZM90 10H92L93 11V13H92V11H90ZM98 10V11H97ZM101 10V11H100ZM107 10V11H106ZM220 10V11H219ZM240 10H241V13H240ZM73 11H75L76 12V14H79V15H77L76 16V14L74 15L73 13ZM83 11V12H82ZM104 11V12H103ZM152 11V12H153ZM222 11V12H221ZM224 11H226V12H224ZM238 11H239V13L241 14H239L238 13ZM51 14H50V13ZM55 14H54V13ZM59 12V13H58ZM67 12H69V13H67ZM89 13V15L90 14H92V16L90 15H87V19L86 18H84L83 19V16L85 17V14L84 13ZM66 13L67 14H69V15H66ZM70 13L72 14V16H71V18H74L75 19V17H77L74 21H72L73 19H70ZM83 13V14H82ZM102 13H103V15H102ZM231 13H233V14H231ZM236 13V14H235ZM56 15V14H58V15H56V16H58V17H54V15ZM224 14H225V16H224ZM243 14V15H242ZM246 14V13H245ZM7 15V14H6ZM42 15V16H41ZM52 15V16H51ZM62 15H64V16H62ZM83 15V16H82ZM94 15V16H93ZM96 15V16H95ZM98 15H99V17H98ZM231 15L236 19L237 17V19H238V21H237V19L235 20V22H234V19H232L231 18ZM237 15V16H236ZM240 15V16H239ZM60 16H62L61 17V21H60V23H62V26L61 27H64L65 25H69L70 23H73V22H75V21H77V20H79V21H77V22H79V24L81 23H84V21H86L82 26H81V24L79 25V26H77V24H70L71 25V27H74V26H76V28L74 27V30L73 31H71V27H69L70 28V31L71 32H74L75 30H77V28L78 27H82V28H84L85 27V29H80V30H83V34H85L86 35V37H90V39H87L86 37H85V35L84 36H82V31H76V32H74V33H72L71 35V37H72V39L74 38V35L77 33V32H79V33H81L80 34V36H82V38H86L85 40H86V42L88 43H90V44H88L87 45V43H85L84 41L85 40H82L81 38H80V36H79V38H80V40H74L75 38H77L78 39V33L76 34V36H75V38L73 39V40H71V38H69V40H68V38L67 37H65L64 35H61V33H59L58 32V30L56 29V28H54L55 26L57 27L58 25L60 26L61 24L60 23H58L57 21L60 19L59 17ZM126 16V15H125ZM124 16V17H125ZM242 16H243V19H244V21H243V19H242ZM31 17H33V20H32V18ZM53 17V18H52ZM66 18V17H68L70 20H71V22L69 21V19L68 18H66V19H64V18ZM81 17V18H80ZM89 17V18H88ZM92 17V18H91ZM96 17H98V18H96ZM228 17H229V19H228ZM239 17L241 18V19H239ZM6 18V17H5ZM24 18H26V17H24ZM50 18H51V20L53 19L54 20V18H59V19H55L54 21V23L56 24V23H58V24H53L52 22H51V20H50ZM79 18V19H78ZM104 18V19H103ZM126 19H127V17H125ZM125 18H123L121 15H119V19L117 18V20H118V22L119 23H124V21L126 22V20H125ZM245 18H246V20H245ZM247 18H248V21H247ZM7 19H8V16H7ZM64 21H67L68 20V23H63V20ZM94 19H98L97 20V23L95 22V20ZM100 19V20H99ZM88 20V21H87ZM120 20V21H119ZM233 20V21H232ZM81 21V22H80ZM92 21V22H91ZM100 21V22H99ZM51 22V23H50ZM243 22H246V23H243ZM6 23V26H8L7 27V29H6V26L4 25ZM15 23V22H14ZM21 23H25V24H23L24 26V28H21V26H22V24ZM89 23V24H88ZM92 23V24H91ZM157 23V22H156ZM235 23V24H234ZM239 23V24H238ZM3 24V25H2ZM21 24V25H20ZM49 24H53V25H55V26H50ZM87 24V25H86ZM139 24V23H138ZM148 24V23H147ZM152 24H155V22H154V20H153V23ZM157 24H159V23H157ZM248 24V25H247ZM13 25H15V24H13ZM69 25V26H70ZM73 25V26H72ZM143 25V22L141 23L140 22V24H139V27L140 26H142ZM240 25H241V27H240ZM26 26V27H25ZM27 26H28V28H29V26H31L30 27V29L32 30H30L31 31V33H32V35L33 34H35L36 32L34 31V29L37 31V33H36V35L39 33V34H45L46 35V37L48 36L47 35V33L49 34V36L51 37V38H45V36H43V38H42V36L41 35H39V36H37L36 38H35V36L36 35H33L34 36V38L33 39H38L39 40V38L41 37V40L44 42V40L46 39H48V41L51 39V42L52 41H55L56 39V41L55 42H61L62 41V43H57V44H60V46H61V44H63L65 47V49H70V52L72 53L73 52V54H74V52H77L78 54H80V53H84V54H81V55H79V56H82L83 55V57L85 58V55H87V52H88V56H86V57H88V58H90V59H86L87 61L86 62H88V60H90V63L88 64V69L86 70L85 68H84V65L86 64V62L85 63H83L84 62V60H82L83 59V57L81 58V57H78V55H76L75 56V54L73 55L75 58L76 57H78V58H80L79 60H78V58H76L75 60H76V63L77 64H79V65H77L75 62H73L74 61V58L72 57H70L71 56V53H68L69 51L68 50H65L64 48H62L61 49V47H58L57 45L55 46V44L56 43H54V42H46V40H45V42L46 43H43L41 40V42L40 41H36L38 44H39V46H41V44H44V45H42V47H44L47 43L49 44L50 43V45H48L47 44V47L45 46V50L48 48V51L49 52H51L52 53V51H54L52 54L53 55H50V53H47V54H49V60L51 59V61H52V59L53 58H55L56 57V55L58 54V57H60L59 56V54H61V52H62V54H61V56H67L66 58V60L65 59H63V57H60L59 59L60 60H62L65 64L66 63H68V64H66V66H64L62 63V61H59V59L57 60L56 58H55V61H57L56 63H58V61L59 62H61V63H58L59 64V66H63L62 68H60V67H58V65L56 64V66H54V68L57 70V68L56 67H58V68H60L59 70L60 71H62V72H59V70H57V72L56 71H53V68H50V67H53V65H51V63L52 62H48L49 63V66L46 64V62H47V60H46V58H45V56L47 55L46 54V51L45 50H43L42 51V49H44V48H40L39 50H38V48H39V46H37L36 44V42L34 43V41L35 40H33V42L31 41V44L29 43V45L31 46V45H33V43H34V45L36 46V47H38L37 49H35L36 47L34 46V49H33V46H31V48L29 49V45H27L28 44V42H30V31H29V29H27ZM39 28H38V27ZM47 26H49V28L47 27ZM90 26H87V27H90ZM227 26V27H228ZM254 26V27H253ZM1 27H3V28H1ZM138 27V28H139ZM245 27V28H244ZM10 28V29H9ZM17 28V29H16ZM20 28V29H19ZM65 28H66V26H65ZM68 28V27H67ZM137 28V29H138ZM143 28V27H142ZM247 28V29H246ZM263 28V29H262ZM3 29V30H2ZM14 29V30H13ZM22 29H23V32L25 33V31H24V29L26 30H28L29 32H27L26 34H23L22 32H19L20 30L22 31ZM40 29V30H39ZM73 29V28H72ZM164 30H165V28H163ZM231 29V30H230ZM239 29V30H238ZM6 30H8V32L6 31ZM10 30H11V32L12 33H10ZM26 30V31H27ZM40 32H39V31ZM55 31L56 33H54L55 34V36L54 37H52L53 35H51L49 32L50 31ZM89 32H88V31ZM96 30H97V28H96ZM242 30V31H241ZM14 31H15V33L16 34H18L17 35V37H14V36H16V34L14 33ZM34 31V32H33ZM85 31V32H84ZM239 31V33L237 34L236 32H238ZM104 32V30L102 31V33ZM107 32V31H106ZM106 32H104L103 34H106L107 35V33ZM9 34L8 36H6V34ZM52 34H53V32H51ZM88 33V34H87ZM245 33V34H244ZM13 34H15V35H13ZM74 34V35H73ZM90 34V35H89ZM91 34H92V36H91ZM109 34V33H108ZM111 34V33H110ZM109 34V35H110ZM176 34V33H175ZM10 35H13V36H11V37H9ZM25 35L30 39H28L27 37H25ZM31 35V36H32ZM58 36V38H57V36ZM94 35L96 36L95 38H94ZM115 35V34H114ZM165 35H166V33H165ZM244 35V36H243ZM22 36H24L25 37V39L27 38L28 39V42H25L24 41V37H22ZM59 36L61 37V36H63V38L64 39H62V37L61 38H59ZM110 36H112V39L110 38ZM110 36H108V38L109 39H111V40H109L108 39V41H109V43L110 44H112L111 42H115V44H117V39H119L118 37H117V35H115L116 37H114L113 36V34L112 35H110ZM176 36H179L178 35V33L176 34ZM175 36V37H176ZM23 38V40H20V41H18V40H16V42L14 41L15 39H12V38H18V39H21V38ZM88 37V38H89ZM99 37V38H98ZM3 39V41H6V39ZM9 38H11L10 40L11 41H9ZM52 38H56V39H53L52 40ZM241 38L243 39V40H241ZM58 39H61V40H58ZM96 39V40H95ZM113 39H115L114 41H112ZM12 40H13V42H15L16 44H18L17 46L14 44V46L13 45H11L13 42H12ZM64 40H66L65 42H64ZM81 40H82V44H81ZM90 40V41H89ZM94 41V43H93V41ZM19 43H18V42ZM27 41V40H26ZM72 41V43H70ZM73 41H75L76 43L77 42H79L80 43V45H79V43H74ZM97 43H96V42ZM261 41V42H260ZM12 42V43H11ZM23 43V44H22ZM25 43V44H24ZM41 43V44H40ZM70 45H69V44ZM96 43V44H95ZM99 43V44H98ZM10 44V45H9ZM56 47V48H58V49H52L54 46ZM76 44V45H75ZM83 44H85V45H83ZM98 44V45H97ZM255 44V45H254ZM20 45H22V48H21V46ZM25 45V46H24ZM75 45V46H74ZM83 45V46H82ZM86 45L88 46L87 48H89V46L90 45H94L93 47L95 48H93L92 46H91V49L89 48L87 51H86ZM118 47H120V48H117V51L119 52L118 53V55L119 56H117V57H115V59H116V61H117V59H118V57H119V59L120 58H122V53L120 52V50L123 52L124 50H122V46H121V42H119L118 41ZM120 45V46H119ZM260 45V46H259ZM18 46H19V50H18ZM23 46H24V48H23ZM26 46H27V48H26ZM29 46V47H28ZM48 46H50V47H48ZM52 46V47H51ZM66 46H68L67 48H66ZM71 46H72V48H71ZM78 46H79V48H78ZM99 48H98V47ZM259 46V47H258ZM15 47H16V49H15ZM54 47V48H55ZM80 47H81V49H80ZM82 47H83V49L84 50H82ZM86 49H85V48ZM98 49H97V48ZM253 49H252V48ZM77 48V49H76ZM256 50H255V49ZM20 49H21V51H20ZM23 49V50H22ZM28 51H27V50ZM31 49H33L32 50V52L33 53H35V50H37L36 51V53L35 54H37V56L34 54H32V52L30 51ZM51 49H52V51H51ZM62 50V51H59V50ZM78 49H79V51H83V52H79L78 51ZM100 49V50H99ZM260 49V50H259ZM57 50H58V52H57ZM75 50V51H74ZM91 50V52H89ZM249 50H250V52H249ZM258 50H259V52H258ZM11 51H9V53L11 52ZM40 52L41 54H46L45 56L44 55H39L37 52ZM42 51V52H41ZM47 51V52H48ZM63 51H65V52H67V53H65V54H63L64 52ZM98 51V52H97ZM103 51V52H102ZM252 51V52H251ZM24 52H27V53H24ZM55 52H56V54H55ZM60 52V53H59ZM101 52V53H100ZM116 53V54H114V53ZM257 53V54H256ZM259 53V54H258ZM262 53V54H261ZM55 54V55H54ZM108 54H110V55H108ZM255 54V58H254V55ZM31 55L32 56V58H31V56L29 57V56ZM38 55H39V57H38ZM70 55V56H69ZM99 55V56H100ZM101 55V56H102ZM114 55V56H113ZM257 55V56H256ZM258 55H260V56H258ZM263 55V56H262ZM22 56V57H21ZM36 56V57H35ZM41 56H43L44 58L43 59H40V57ZM48 56V55H47ZM46 56V57H47ZM52 56H53V58H52ZM90 56V57H89ZM57 57V58H58ZM64 57V58H65ZM69 57V58H68ZM259 59H258V58ZM8 58L9 59H11V56H8ZM21 58H22V60H21ZM27 58H29V59H27ZM34 58V59H33ZM47 58V59H48ZM254 58V59H253ZM21 61H20V60ZM36 59V60H35ZM40 59V61H38V60ZM70 59H73V60H71V62H68ZM23 60H26V61H23ZM42 60H44L43 61V64H45L44 66L46 67V65L48 66V67H46V71H45V68H44V66L42 65L41 66V64H42ZM260 60V61H259ZM22 62V63H20V62ZM30 61V62H29ZM77 61H79V62H82V64L81 63H78ZM91 61H92V63H91ZM254 61V62H253ZM258 61V62H257ZM25 62H27V63H25ZM39 62H41V64L39 63ZM194 62L196 63H193L192 64V66H194V67H197V68H199L200 66H197L198 65V62L197 61H195L194 60ZM261 62V63H260ZM8 63V62H7ZM30 63V64H29ZM53 63H54V59H53ZM52 63V64H53ZM71 63H73V64H71ZM75 63V64H74ZM249 63V64H250ZM253 63V64H252ZM6 64V59H5V61L4 60H2V59H0V115L3 117V115L5 116V117H7L8 115H12V114H19L20 116H18V115H16L15 117H16V120H17V118L19 119V121H20V118H21V120L23 119V124L26 122V120L24 119V118H26L27 116L26 115H29L28 117L30 118L31 116L30 115H32L33 113L32 112H34V114H36V113H38L37 114V116L39 115V116H42L43 118H44V115L45 114H47V113H49V114H52V115H54V114H59L60 112V107H59V101H58V98H55V99H52V101L50 100V102H49V104H50V108H49V112H45V111H43V109L41 108V107H39L38 105H35L36 103L34 102V99L31 97L30 98V93H28L27 91L25 92V90H23V89H20L19 87H17L16 85V82H15V79H7V77L9 76H11L10 74H9V72H11V69L13 68V65L12 66H7V65H5ZM13 64H15V63H13ZM29 64V65H28ZM55 64V63H54ZM61 64V65H60ZM69 64L70 65H74V66H72V68H71V71H70V67L71 66H69ZM81 64V65H80ZM86 64V65H87ZM248 64V65H249ZM68 65V66H67ZM85 65V66H86ZM97 65L99 66V64H97V63H95L94 64V69H98L99 67H97ZM103 65V64H102ZM196 65V66H195ZM78 67V66H80L79 68H80V70H79V68H76V69H78L79 70V73L80 74H78V70H76L75 68H73V67ZM84 68H82V67ZM8 67V68H7ZM65 67L67 68V67H69V68H67L66 70H64L65 69ZM87 67V66H86ZM194 67H192L193 68V70L194 69H197V68H194ZM48 68V69H47ZM81 68L84 70V72H86V73H84L83 72V70L81 71ZM49 69H52V71H50ZM72 69H74L73 70V72H75V71H77V72H75V74H77L76 76H75V74L72 72ZM200 69V68H199ZM69 71V73H70V76H69V73H68V71ZM86 70V71H85ZM45 71V72H44ZM63 71H64V73H63ZM65 71H67L66 72V74H65ZM107 71V70H106ZM105 71V72H106ZM54 72H56V74L59 72V74H55ZM82 72H83V74L84 75H82ZM52 73V74H51ZM47 74V75H46ZM61 74H65L64 76L63 75H61ZM74 74V77L76 78H71L70 79V77H71V75H73ZM88 74H89V72H88ZM8 75V76H7ZM49 75H51V77L49 76ZM53 75H55V77H57V79L55 78V77H53ZM60 77H59V76ZM80 75H82V76H80ZM217 75V76H216ZM7 76V77H6ZM67 76V77H66ZM90 76V75H89ZM216 76V77H215ZM68 78V79H64V78ZM219 79H218V78ZM8 80H6V79ZM11 78V77H10ZM63 78V79H62ZM81 78H84L83 80L81 79ZM61 79V80H60ZM78 79V80H77ZM104 79V78H103ZM102 78H100V80L98 79V81L99 82H101L102 80H103ZM221 79V80H220ZM12 80V81H11ZM52 80H54V82L52 81ZM71 80H72V82H71ZM77 80V81H76ZM85 80V82L83 83V81ZM217 80V81H216ZM221 82H220V81ZM49 81V82H50ZM104 81V80H103ZM214 81H215V83L217 84V86H219V87H221L220 85H222L223 84V79L222 78H220L219 77V75L216 73V74H214ZM219 81V82H218ZM48 82V83H49ZM50 82V83H51ZM92 82V81H91ZM218 82V83H217ZM14 84H15V86H14ZM89 85H91V88H92V84L90 83ZM223 86V85H222ZM13 88H15V89H13ZM19 89V91H17L16 89ZM88 88H90V87H88ZM87 88V89H88ZM98 88H102V86H99L98 85ZM98 88H96V92L94 93V94H100V92L102 91H98ZM222 88V87H221ZM103 89V88H102ZM14 90V91H13ZM17 92H16V91ZM100 90V89H99ZM221 90V89H220ZM222 91V90H221ZM214 92V93H211V94H207L206 96L207 97H209L210 96V100L211 99H214V95L216 96H222V92ZM99 92V93H98ZM53 93V91H51L50 93H48V95L49 94H52ZM219 93V94H218ZM92 94V95H91ZM91 94L89 93V95H88V97H93L94 96V94L91 92ZM53 95V94H52ZM97 95V96H98ZM213 96V98H212V96ZM47 96V95H46ZM45 96V97H46ZM163 97H166V96H168V95H162ZM95 97V96H94ZM192 99V101L190 100V103L191 104H193V103H195L194 102V100H196V99H194L193 97H189V99ZM209 100V99H208ZM89 102V101H88ZM87 101L85 102V103H87V104H83L84 106L82 107H79V108H82V109H80V110H78L79 108L78 107H76L75 109H77V110H75L77 113H80V117L82 118L81 120V122H83V118H86L87 117V113H89V111H91V108H92V102L90 101L89 103H88ZM190 104V105H191ZM87 105H88V107H89V109H88V107H87ZM238 105H239V107L241 106V109L243 110V111H245L246 112V109H245V107L244 106H242L241 105V103H239V101H238ZM84 107H86L85 109H87L86 111H88L87 113H86V111H84L85 109H83ZM38 109H40V110H38ZM37 110H38V112H37ZM41 110H42V113L44 114H40L41 113ZM73 111H74V109H73ZM71 112V113H68V114H76V112L74 111V112ZM82 111V112H81ZM203 113V112H202ZM6 114H7V116H6ZM22 114V115H21ZM24 114V115H23ZM26 114V115H25ZM205 114H208L207 113V111H206V113ZM252 115V114H251ZM257 114H254V116H256ZM26 116V117H25ZM10 117H12V116H10ZM9 116L7 117V118H10ZM24 117V118H23ZM70 117H72V116H70ZM123 117H125V116H123ZM205 117V116H204ZM257 117V116H256ZM28 118V119H29ZM43 118H41L40 117V119H43ZM206 119H207V116L205 117ZM205 118H203V119H205ZM205 119V120H206ZM14 120H15V118H14ZM24 120H25V122H24ZM72 120V121H71ZM120 120H121V118H120ZM120 120H118V121H120ZM145 119H143V121L142 122H145L144 121ZM11 121V122H10ZM7 124H8V126L10 125V124H14V122L12 123V120H10ZM18 120H17V122H19ZM16 122V123H17ZM21 122V123H22ZM71 122H73V123H76L77 122V120H74V119H72V118H68L67 117V123L66 122H64L62 125H61V127L58 129V135H60L61 134V137L60 138H58L59 140L63 137V135H64V139H61V141L63 142V144L65 143L66 145H67V143H68V145H71V146H73V148H71V149H73L72 151H68V149H67V151L65 150V154H62V156H61V154H60V150L62 149V148H60V145L59 144H61V142L58 140L56 143H55V141H56V139H54L55 137H52L53 139H49V142H51V140H52V142H51V144H49V142H48V140H47V138L45 137L46 135H43V134H41V135H38V136H34V138L36 139V140H38V142H36V140L33 138H28L29 136H26L27 138H24L25 137V135L26 134H24L23 132H20V133H17V131H15V129H11L10 130V128H13V127H8L7 126V128H9V130H7V131H12V132H16V135L14 136L13 134H12V132L10 133V134H8L7 135V133L8 132H6L5 134L7 135V139H9V141H10V139H11V141H10V143L7 141L6 142V135L4 134V132H3V135L1 136V139H3L2 141H4L5 142V144L3 145V146H6L7 144H8V146L11 148V150L13 151H9L7 148H8V146H6V149H7V151H6V149L4 148V149H2L1 151H2V155L3 156H5V157H7V158H11V160L13 161V162H15L16 160H15V156H19V154L20 153H23L22 151H23V149H24V142L26 141V143H25V145L27 144V142L29 143V142H31V143H33V145H31L30 143V147L28 146L29 144H27L26 145V148H25V153L26 154H28L29 155V153L30 152H32L33 153V155H31V153H30V156H31V158L34 156H36L35 158H32L33 160H31L33 163H32V165L31 164H29L28 165V167L26 168V170L25 171H21V172H23L22 174H21V176L22 177H20V175H19V180L20 181H18L17 180V178H16V181H15V179L13 178L14 176H13V174L11 173V171H8V172H10L11 173V175H10V173H8V172H6V173H2V174H0V226L2 227H0V246H1V248H0V253H1V255H0V264L2 263V264H18V262H19V264H23V262H26V263H24V264H41V259H42V256H39L40 254H41V252L40 251H38L37 249L35 250H33V252H31V253H29L28 255H27V252H26V256H24V257H13V255L11 254V256H10V253L8 254V252L7 251H9V252H11V248L13 247V246H15V242H16V240L18 239V238H23L24 239V241L23 242H29V241H27V239L29 240V238H27L28 236L27 235H29V233L28 234H26L25 236L23 235H21L22 237H20V234L21 233H27V232H30L31 234L32 233H34V234H36V238L40 241V243H45V244H47V245H51V246H55L56 244H57V246H55V247H60L61 246V248L63 249V251H62V249L61 250H59L58 248H57V250L58 251H55V253L57 254V255H59V256H63L64 257V259H66V262L68 263V264H131V262H130V259H131V257H132V254H134V255H136L137 256V258L139 257V259H137L138 261H139V263L138 264H175V263H177L178 264V259L180 260L181 259V257H182V261L180 260L179 261V263H181V264H200V262L203 260V258L202 257H205V259H210L209 261H211L210 263H209V261H207L206 260V262L205 261H202L201 262V264H203V263H205V264H264V229L262 228V226H260L259 224V222H257V220H259L258 218H262L261 220H260V222L261 223H264V212L262 213L261 211H263V210H261L260 212H261V214H258L257 216H255V215H251V218H250V216L249 215H247V217H248V220H246L247 219V217H245V218H243L242 216H240V214L239 213H237V208L235 207V206H233V205H228V204H226V205H224V209L227 211L226 212V215L223 217V216H219V215H217L218 214V210L220 209V203H219V201H218V203H217V201L215 202V201H213V195L211 196V194L210 195H208V196H211V197H208L207 199H205L206 197L205 196H207V194H205L204 193V191H203V189L201 188V187H199V186H196V185H194V182L189 178V173L186 171V170H184V171H182V172H179V173H175L174 172V169L173 168H168V167H166V168H162V169H160V170H157V172H155V170H154V168L153 167H155L156 165H155V163H157V161H155V163H153V165H150V158H152V157H150V156H148L147 154H145V153H142L143 151H141V152H139V153H141V154H144L143 156H141V154H137L136 156H134L133 158H131V159H137L136 160V165H135V168L136 169H142V170H140V171H142V173L141 172H134V168L133 169H131L132 168V166L134 165V164H132V162H131V160H130V162H129V160L127 161H122L121 159H122V157H115V159L112 157V153H113V150H112V148H110V147H105L104 145H103V143L102 142H100V139L97 141L96 139L93 141L91 138H89L87 135L85 136V133H84V135H83V133L82 134H79V133H75L74 131V126H72L71 127V125H70V123ZM203 122H205V123H207V122H209V120L207 119V121H203ZM202 122V123H203ZM20 123V122H19ZM69 123V124H68ZM115 123H117V122H115ZM68 124V125H67ZM117 124H119V122L117 123ZM139 124V123H138ZM230 125H231V123H230ZM13 126V125H12ZM14 126H16V125H14ZM18 126V125H17ZM17 126H16V128H17ZM69 126H70V128L72 129H70L69 128ZM35 127V126H34ZM63 127V128H62ZM225 127H226V125H225ZM230 127V126H229ZM228 127V128H229ZM61 128H62V130H61ZM67 129V130H66ZM70 129V130H69ZM14 130V131H13ZM64 130V131H63ZM156 130V129H155ZM157 130H159L157 133H158V135L161 133L160 131H164L165 132V130L164 129H160V128H157ZM226 130H228V129H226L225 128V131ZM27 132L29 131L30 132V130H26ZM61 131H63V132H61ZM28 132V133H29ZM69 132H71V133H69ZM164 132H162L161 133V135L160 136H164ZM22 133V134H21ZM75 133V134H74ZM21 134V136H19ZM63 134V135H62ZM74 134V135H73ZM79 134V135H78ZM171 134L172 133H170V136L168 135L167 137H171ZM11 135H13V137H11ZM24 137H23V136ZM66 135V136H65ZM76 135H78V137L79 136H81L82 137V135H83V137L81 138V137H77ZM166 135H167V133H166ZM174 134H172V136H173ZM177 135V132H176V134L174 135V139L173 140H175V138L177 139V143H179V141H183V143H181L180 142V144H175L174 143V141L171 143V144H175V145H180L179 146V148L181 147L182 148V150L183 151H185L184 150V148H190L189 147V143H186V140L185 139H183L184 137L182 136L181 137V135L179 134V136L180 137H177L176 136ZM3 136H5L4 138H3ZM8 136L10 137V138H8ZM19 136V137H18ZM77 138H76V137ZM15 137V138H14ZM20 138L21 140H19L18 138ZM33 137V136H32ZM13 138V139H12ZM17 138V141L18 142H14L13 143V141H15V139ZM22 138H23V140H22ZM41 138H45L46 139V141H44V139L42 140ZM72 138H74V139H72ZM171 138H173V137H171ZM170 138V139H171ZM5 139V140H4ZM30 139H31V141H30ZM66 139V140H65ZM67 139H68V142H67ZM179 139H181V140H179ZM183 139V140H182ZM25 140V141H24ZM34 140H35V143H34ZM54 140V141H53ZM77 140V141H76ZM167 140H169L168 138H167ZM24 141V142H23ZM33 141V142H32ZM66 141V142H65ZM69 141H71V142H69ZM72 141H74V142H72ZM171 141V140H170ZM44 142V143H43ZM45 142H48V144L47 143H45ZM54 142V143H53ZM59 142V144H57ZM175 142H176V140H175ZM185 142V143H184ZM192 142V141H191ZM197 143L199 142V140L198 141H196ZM13 143V144H12ZM19 143H22V144H19ZM38 143V144H37ZM42 143H43V145H42ZM70 143V144H69ZM37 144V145H36ZM40 144V145H39ZM53 144H55V145H53ZM64 144V145H65ZM76 145V147H74V145ZM186 144V145H185ZM42 145V146H41ZM196 145V144H195ZM22 146V147H21ZM27 146H28V148H27ZM40 146H41V148H40ZM44 146V147H43ZM48 146H50V147H48ZM55 146V147H54ZM57 146H59V147H57ZM17 147H19V148H17ZM35 147V148H34ZM42 147H43V150H42ZM51 147H54V148H57V149H54V148H52L51 149ZM31 148V150H29ZM32 148H33V150L35 149V154H34V152H33V150H32ZM41 150H40V149ZM48 150H52V151H55L54 152V155H56V153L58 152L59 154H60V157H59V160H56L55 162H54V156H53V158L52 159H54L53 161H52V159H51V156H49L48 157V155H46L47 157H45V155H44V152L46 151V152H48L47 151V149ZM60 148V149H59ZM18 149H21V150H18ZM26 149H27V152L28 151H30V152H26ZM39 149V150H38ZM70 149V147H69V150H71ZM3 150L6 152V153H3ZM14 150H18L19 151V153L18 152H16V151H14ZM37 150H38V152L39 151H41L40 152V154L39 155H37L38 153H37ZM57 150V151H56ZM21 151V152H20ZM44 151V152H43ZM10 152H11V154L12 153H14L13 154V156L12 155H10ZM43 152V153H42ZM67 152H68V155H66L67 154ZM186 152V151H185ZM190 153L191 151H187V153ZM24 153V155H26ZM189 153L187 154V156L189 155ZM193 152H191L190 153V155L192 154ZM6 154H7V156H6ZM10 156H9V155ZM16 154V155H15ZM45 154H47V153H45ZM59 154H57V155H59ZM70 154H71V156H70ZM23 155V154H22ZM21 155V156H22ZM66 156V162L64 161V158H65V156ZM74 155V156H73ZM38 156H39V158H38ZM42 156H43V158H42ZM67 156H69L68 158H70V157H74V159H69L68 160V158H67ZM110 156V157H109ZM41 157V158H40ZM56 157V156H55ZM63 157V158H62ZM190 156H188V157H185V159L186 160H188L187 158H189ZM7 158H5L6 159V165H7V163H8V159ZM48 158V159H47ZM56 158H58V157H56ZM113 158V161L111 160ZM2 159V156H1V158H0V160ZM5 159H4V163H5ZM34 159L36 160V162L34 161ZM42 160V162L40 161V160ZM46 161H44V160ZM140 159V161H138ZM39 160V161H38ZM50 160V161H49ZM111 160V161H110ZM263 160H264V158H263ZM1 161H3V159L1 160ZM37 161H38V163H37ZM62 161H64V163H66L65 165H66V167H67V171H66V168H64V166L65 165H62ZM69 161V162H68ZM72 161H73V163H72ZM108 161V162H107ZM138 161V162H137ZM39 162H41V163H39ZM43 162H45V163H43ZM50 162V165L49 164H47V163H49ZM54 162V163H53ZM110 162V164H108ZM113 162V163H112ZM140 162V163H139ZM264 162V161H263ZM0 163H2V162H0ZM56 163V164H55ZM71 163V164H70ZM206 163V162H205ZM39 164H42V166L43 167H39V166H41V165H38ZM58 164V165H57ZM69 164V165H68ZM131 164H132V166H131ZM137 164H139V166H137ZM8 165H9V163H8ZM11 165V164H10ZM34 165H36V166H34ZM62 165V166H61ZM72 167H71V166ZM77 165H79V166H77ZM106 165V166H105ZM61 166V167H60ZM71 168H73L74 167V170L73 169H71ZM83 166V167H82ZM103 166H105L104 168H103ZM50 167V168H49ZM52 167V168H51ZM75 167H79V168H75ZM100 167V171L98 172V170L99 169H97V168H99ZM103 168V170H102V168ZM109 167V170H111L112 172L111 173H113V171L115 172V171H117L116 173H118V172H121L122 174H120L119 173V176L121 175L123 178V180H120L119 182H117L116 184H118V186L116 187V184H111V182L109 181V179H108V177L110 176L109 175V172H108V168ZM140 167V168H139ZM209 168V164H208V162H207V166H206V168ZM49 170H48V169ZM64 168V169H63ZM69 168V169H68ZM110 168H113V169H110ZM206 168H205V171H203L202 173H205V174H208L210 171H211V169L210 170H208V171H206ZM212 168H214V167H212ZM34 169V170H33ZM47 169V170H46ZM51 169V170H50ZM53 169H55V171L53 170ZM95 169V170H94ZM107 169V170H106ZM115 169V170H114ZM203 168L201 167V170H202ZM215 169V170H214ZM213 170L214 171H216V173L217 172H219V170H218V168H217V170H216V167L214 168ZM220 169V168H219ZM32 170H33V172H32ZM71 170V171H70ZM107 171V173H106V171ZM138 170V171H139ZM199 170V169H198ZM204 170V169H203ZM38 173H37V172ZM43 171V172H42ZM57 171H58V173H57ZM100 176V177H98L97 176V174L95 173V172ZM101 171H104L105 173H103V176H102V178H101V175L99 174ZM29 172V173H28ZM31 172V173H30ZM49 172V173H48ZM55 172H56V174H55ZM59 172H61L62 173V175H60L59 174ZM197 172H199V171H197ZM201 172V171H200ZM27 173V174H26ZM34 173V174H33ZM40 173V174H39ZM53 173V174H52ZM110 173V174H111ZM115 173V174H116ZM138 173V174H137ZM141 173V174H140ZM235 173V172H234ZM47 174H50V176L49 175H47ZM60 176H59V175ZM107 174V175H106ZM114 174V175H115ZM1 175L3 176V178H1ZM5 175V176H4ZM57 175V176H56ZM105 175L106 176H108V177H105ZM117 175V174H116ZM143 175V176H142ZM28 176V177H27ZM63 176H67L66 177V179L63 177ZM6 177V178H5ZM33 177V178H32ZM41 177V178H40ZM49 177H51V178H49ZM55 177H57V178H55ZM245 176H243V178H244ZM249 177V178H248ZM24 178V179H23ZM37 180H36V179ZM39 178V179H38ZM48 178V179H47ZM53 178V179H52ZM62 178H63V181H61L62 180ZM103 179L102 181H101V179ZM107 178V179H106ZM8 180V184H6L7 183V181H4V180ZM32 181H31V180ZM34 179V180H33ZM87 179H88V181L90 182H88L87 181ZM105 179L107 180V182L105 181ZM245 180H243V183L245 182V181H247V182H249L248 181V179L250 180V176L249 175H247V178L245 177L244 178ZM252 179H253V182H252ZM10 180V181H9ZM23 180V181H22ZM45 180V181H44ZM53 180H55V182H54V184H56V181L58 182L57 184H59V185H54L53 184ZM256 179H254V178H251V180H250V183H248V185H247V182L245 183V185L243 184L242 186H243V188L247 185V188H250V187H254V184H256V183H254V181H255ZM263 178H262V182L260 181V183L257 185V187H260L259 185H261V184H263ZM4 181V182H3ZM15 181V182H14ZM26 183H25V182ZM34 181V182H33ZM38 181V182H37ZM44 183H43V182ZM64 181H65V184H63L64 186H65V188L66 189H62V187H64L63 185H61L62 183L61 182H63L64 183ZM222 181H224V180H222ZM12 182V183H11ZM14 182V183H13ZM23 184H22V183ZM31 182H33V183H31ZM36 182V183H35ZM45 182H47L46 184H45ZM121 182V183H120ZM122 182H123V184H122ZM255 182H257V181H255ZM28 183H30L29 184V186L30 187H28ZM119 183H120V185H119ZM220 183V182H219ZM20 184H22V185H20ZM37 184V185H36ZM110 184V185H109ZM9 185V186H8ZM35 185V186H34ZM49 185V186H48ZM60 185H61V187H60ZM111 185H114L113 187H111ZM156 185V186H155ZM18 186H19V188H18ZM21 186H23V188L21 187ZM25 186V187H24ZM38 186H40L41 188H43V189H41V188H39ZM56 186V187H55ZM59 186V187H58ZM159 187L160 188V186L162 187V188H164L166 191H167V193H168V195H169V192L172 194V196H168L167 195V193L166 194H164V196L166 195V196H168L167 198H166V196H165V198H163V197H161V198H163V199H161L160 198V196L161 195H158V197H156V196H154L153 197V199L150 197V196H148L147 195V197L145 196L144 198L143 197H140V196H144V194H145V192L147 191V192H149V189H151L152 187ZM240 187V183H236V187ZM250 186V187H249ZM33 187V188H32ZM37 187L39 188V190H36L37 189ZM55 187V188H54ZM85 187H86V189H85ZM115 187V188H114ZM150 187V188H149ZM153 187V188H154ZM262 187H264V186H262ZM261 187V188H262ZM2 188V189H1ZM26 188V189H25ZM48 188H49V190H48ZM51 188H53V193L51 192L52 190H51ZM58 188V189H57ZM113 188V189H112ZM162 188H160V191L162 190ZM20 189H21V191H20ZM45 189H47L49 192L48 193H52V195H55L56 197V200L53 198L52 199V195L51 194H47V192L45 191ZM56 189H57V191H59V192H57L56 191ZM62 190V192L64 191V196H63V193L61 192V190ZM242 188L240 187L239 188V190H241ZM4 190V191H3ZM27 190V191H26ZM51 190V191H50ZM85 190V191H84ZM14 191V192H13ZM20 191V193H18ZM29 191H30V193H29ZM38 191V192H37ZM41 191V192H40ZM42 191H44V192H42ZM55 191L57 192V194H59L60 192V195H62L61 197H60V195H58L57 196V194H55ZM83 191H84V193L86 192L87 193V191L89 192L88 194H89V196H87L88 194H84L83 193ZM163 191V190H162ZM165 191V192H166ZM18 193V194H15V193ZM27 193H29L28 194V196H26V194ZM66 192V193H65ZM23 194V196H21L22 194ZM33 193V194H32ZM38 193H40V194H38ZM82 195H81V194ZM25 194V195H24ZM160 194H162V193H160ZM170 194V195H171ZM9 195H10V197H13V198H11L10 199V197H9ZM46 195H48V196H46ZM51 195V196H50ZM82 196V198L84 197V200L82 199V202L83 203H81V202H79L80 200L79 199H81V196ZM84 195V196H83ZM140 195V196H139ZM163 195V194H162ZM15 196V197H14ZM24 197L25 196V198L27 197V198H32V199H37L38 200V198H39V200H38V203H40L39 205H41L40 207H41V210L43 211L42 213V215H38V221H40V219L42 218L43 220H44V218H45V220H47V222L44 220H41L40 222L41 223H39L38 224V222H36L37 221V218L35 219V217L36 216H32V215H27V214H25L24 212H21V211H23V210H21V208L20 209H18V206L19 205H17V204H19L20 203V206H21V203H22V200H21V197ZM50 196V197H49ZM64 198V197H66V198H64V200L66 199V201L65 202H67V204H68V201L69 200H71V201H69V206L64 202V200H61L60 198ZM78 198V200H77V198ZM85 197L87 198V199H89V201L91 202H89V204H86V203H88V202H86L85 201ZM143 198V199H140V198ZM174 197V198H173ZM57 198H59V199H57ZM145 198H146V200L147 199H149L148 201H151L152 203H150V206H151V208H152V213L151 212H149V210L147 211V203H144V201H145ZM168 198H169V200H168ZM210 198H211V200H210ZM13 199H15V200H13ZM43 199V200H42ZM69 199V200H68ZM165 199V200H164ZM170 199H174L175 201H172V200H170ZM10 200H12V201H10ZM46 200V201H45ZM68 200V201H67ZM75 200H77V201H74ZM153 200V201H152ZM156 200V201H155ZM169 202H168V201ZM208 200H210V202L208 201ZM15 201V202H14ZM42 201H44L43 203H41ZM50 202L49 204H48V202ZM53 201V202H52ZM60 201H62L61 203H60ZM92 201H94V202H92ZM134 201V202H133ZM167 201V202H166ZM212 201L214 202V203H212ZM7 202H8V204H10V205H8L7 204ZM11 202V203H10ZM37 202V201H36ZM80 204H79V203ZM131 202H133L132 204H131ZM135 202H137V204L140 206V207H138V205H136V203ZM143 202V203H142ZM157 203V205H156V203ZM172 202V203H171ZM174 202V203H173ZM12 203L14 204V205H12ZM17 203V204H16ZM46 203V204H45ZM56 203V204H55ZM58 203V204H57ZM64 203V204H63ZM74 203V204H73ZM94 203V204H93ZM98 203H100V204H98ZM168 203V204H167ZM215 203H217V204H215ZM16 204V205H15ZM53 206H52V205ZM72 204V205H71ZM82 204H83V206H82ZM86 204V205H85ZM131 204V205H130ZM140 204H144V206H142V205H140ZM47 205V206H46ZM58 206V208H57V206ZM78 205V206H77ZM81 205V207L79 208V206ZM101 205V206H100ZM132 205H133V207H132ZM134 205H136V208H134L135 206ZM194 205H196L195 207H193ZM8 206H10V208H8ZM45 206L46 207H49V208H45ZM54 208V213H52L53 211L51 210L50 211V209L52 208V207ZM56 206V207H55ZM85 206V207H84ZM146 206V208L144 209L143 207H145ZM197 206H199V207H197ZM12 207H13V209H12ZM15 207H17V208H15ZM67 207V208H66ZM73 207H74V209H73ZM15 208V209H14ZM52 208V209H53ZM66 208V209H65ZM70 208V209H69ZM76 208H78L77 210H79L80 209V211H83V210H86L85 212H81L80 213V211H77V210H75ZM118 208V211L116 210V209ZM133 208V209H132ZM156 210H155V209ZM192 208V209H191ZM194 208V209H193ZM197 208V209H196ZM199 208H201V209H199ZM11 211H10V210ZM55 209H56V213H55ZM61 211H63L64 210V212H61V213H65L64 214V217H70V219H74L73 221H74V223L75 222H77V223H75V224H73V221L71 220V222H69L70 221V219L69 218H64L63 217V215H61V213H59L60 212V210ZM68 209V210H67ZM99 209V210H98ZM116 211H115V210ZM119 209H120V211H119ZM191 209V210H190ZM195 209H196V211H195ZM207 209H209V211H211V215L209 214L210 212H208V210ZM217 209V210H216ZM12 210H13V212H12ZM57 210L59 211V212H57ZM71 210V211H70ZM190 210V211H189ZM199 210H201V215H197L198 213H197V211H199ZM202 210H205V211H202ZM114 211V212H113ZM155 211H156V214H154L155 213ZM3 212V213H2ZM8 212V213H7ZM11 212H12V214H11ZM73 212H75V213H73ZM78 212V213H77ZM88 212V213H87ZM93 214H92V213ZM154 212V213H153ZM194 213L195 212V214L196 215H193L192 213ZM203 212V213H202ZM208 212V213H207ZM6 213V214H5ZM10 213V217L8 216V214ZM17 213H20V214H17ZM22 213V214H21ZM66 213H68V214H66ZM80 213V214H79ZM128 213V214H127ZM152 215H151V214ZM26 216V217H24V215ZM46 214V215H45ZM49 214V215H48ZM75 214V215H74ZM84 214V215H83ZM186 214H187V216H186ZM190 214H192L191 215V217L192 216H194V217H192L193 219H190L191 217H190ZM208 216V215H210L211 217H212V219L210 218V216H206V215ZM6 215H7V217H6ZM12 215V216H11ZM15 215V216H14ZM20 215H22V216H20ZM49 217H48V216ZM66 215V216H65ZM69 215V216H68ZM203 215H205V217H203ZM4 218H3V217ZM21 217V218H18V217ZM29 218H28V217ZM33 217V219H32V217ZM47 216V217H46ZM92 216V217H91ZM199 216H200V218H199ZM239 216V217H238ZM257 218V220H256V218ZM13 219H12V218ZM63 217V218H62ZM72 217V218H71ZM79 217V218H78ZM92 220V218L93 219H96L97 220V223H94V221H89L88 219L89 218ZM127 217V218H126ZM190 217V218H189ZM199 218V219H197V218ZM254 217V218H253ZM27 219V220H25V221H27V222H25L24 221V219ZM31 218V220H29ZM76 218V219H75ZM85 218H88L87 220L85 219ZM188 218H189V220H191V221H187L188 220ZM206 218L208 219V221L206 220ZM210 218V219H209ZM223 218H225V219H223ZM238 218V219H237ZM5 219H7V220H5ZM34 219L36 220L35 222L36 223H33L34 222ZM60 219H61V222H60ZM64 219V220H63ZM67 219H69V221H67ZM83 219H85V220H83ZM129 219V220H128ZM201 219L202 220H206L208 223H206L205 221H201ZM29 220V221H28ZM32 220H33V222H32ZM50 220V221H49ZM63 220V221H62ZM77 220V221H76ZM95 220V221H96ZM196 222H195V221ZM209 220L211 221V223L209 222ZM241 220H243V221H241ZM245 220V221H244ZM43 221V222H42ZM48 221L51 223H53V224H50V226H52L51 227V229H52V231L50 232V227H49V225L47 226V224H48ZM64 221H66L67 222V224H66V222H64ZM84 221H86V222H84ZM46 222V223H45ZM80 222V223H79ZM89 222V223H88ZM93 222V223H92ZM122 222V223H121ZM187 222H189V223H187ZM195 223V224H197L198 223V225H193V223ZM203 222H205L207 225L205 226V224H203ZM235 222V223H234ZM240 224H242V225H244V228H245V225H246V228L245 229H247V230H245L244 228H243V226L241 227V225L239 226L238 224L239 223ZM241 222H243V223H241ZM245 222V223H244ZM11 223V224H10ZM32 225H31V224ZM44 223V225L42 226V224ZM59 223V224H58ZM201 223V224H200ZM229 223V225H226V224H228ZM231 223V224H230ZM234 223V224H233ZM238 223V224H237ZM247 223V224H246ZM259 223V224H258ZM4 224V225H3ZM36 224H38V225H36ZM41 224V225H40ZM64 224V225H63ZM66 224V225H65ZM189 224V225H188ZM191 224V225H190ZM210 224V225H209ZM212 224V225H211ZM215 224V225H214ZM222 224H224V226H222ZM233 224V225H232ZM23 226V228H21L22 226ZM26 225V226H25ZM28 225H29V227H28ZM54 225H55V227H54ZM62 225H63V227H62ZM80 225V227L82 228V229H80V227H78ZM83 225H85V226H83ZM218 225V226H217ZM226 225V226H225ZM248 225V226H247ZM21 226V227H20ZM35 229V230H33V228ZM47 226V227H46ZM58 226V227H57ZM187 226V227H186ZM192 226V227H191ZM199 226H201V229H199L198 227ZM208 226H211V230L212 229H214V230H212L213 232H211L210 233V231H208L209 229V227ZM215 228H214V227ZM229 226V227H228ZM239 226V227H238ZM20 227V228H19ZM25 227L27 228V231L25 230V231H23L22 229H25ZM30 227L32 228L31 230H29L30 229ZM36 227H38V229L36 228ZM61 227V228H60ZM68 227L70 228L71 227V230L72 231H74L75 233H79V232H81V234L79 233V235H80V238H82V237H84V239L82 238L80 241H81V243H85L86 245H87V247H88V251L86 252V253H78L79 252V250L77 249V251L78 252H76V247H73V249H72V247H71V244L69 243V242H67V244H66V242L63 244V243H58L59 241L60 242H62V239H61V236H60V233L61 232H63V231H69L70 229H68ZM78 227V228H77ZM116 228L117 230H118V232H120V234H121V232H122V234L121 235H123V238H118L117 237V241L119 242V243H117V242H115V244L112 242V240L111 239H109V237H108V234L110 233V231H111V229L112 228ZM196 227V228H195ZM15 228V229H14ZM56 229L55 230V232L57 233H55L54 232V230L53 229ZM67 228V229H66ZM122 228V229H121ZM130 228V229H129ZM189 228V229H188ZM191 228H193V229H191ZM203 228H205V229H203ZM230 228V229H229ZM60 229H62L61 231H59ZM65 229V230H64ZM184 229H186V230H184ZM197 229V230H196ZM216 229V230H215ZM221 229L223 230V231H225L226 230V232H228V231H231V230H233L234 232H235V236H228L227 238L229 239V241H228V239H227V245H223V243L222 242H224V241H219L220 239L222 240V238L220 237V236H224V235H222L223 234V232L221 231ZM5 230V231H4ZM10 230V231H9ZM17 230V231H16ZM70 230V231H71ZM83 230V231H82ZM203 230H205V231H203ZM4 231V232H3ZM7 231H9V232H7ZM13 231V232H12ZM20 231H21V233H20ZM36 231V232H35ZM59 231V232H58ZM15 232V233H14ZM52 232H54V235H53V233ZM194 232V233H193ZM202 232L203 233H207V235H203L202 234ZM13 233V234H12ZM18 233H19V235H18ZM185 233V234H184ZM208 233H210V234H208ZM237 233V234H236ZM8 234V235H7ZM33 234V235H34ZM128 234V235H127ZM187 234V235H186ZM191 234H197V236H193V235H191ZM10 235V236H9ZM12 235V236H11ZM83 235V236H82ZM183 235V236H182ZM198 235L200 236V237H198ZM18 237V238H15V237ZM27 236V237H26ZM95 236H96V239H95ZM127 236L129 237V238H127ZM181 236V237H180ZM186 236H187V238H189V239H187L186 238ZM190 236H193V237H191V240L192 241H194L193 243H192V241L190 240ZM203 236H205V237H203ZM209 238V241H207L208 239H206L207 237ZM25 237V238H24ZM197 237V238H196ZM217 237L219 238V239H217ZM232 237V238H231ZM11 238L12 239H14L13 241H14V244L13 245H11L13 242H12V240H11ZM27 238V239H26ZM54 238V239H53ZM57 238V239H56ZM126 238V239H125ZM214 238L217 240V241H215L214 240ZM235 239L236 241H233L232 242V239ZM20 239V240H21ZM59 239V241H57ZM95 239V240H94ZM194 239V240H193ZM200 241H199V240ZM226 239V238H225ZM233 239V240H234ZM5 240V241H4ZM160 240H162V241H160ZM211 240H214V241H211ZM55 241V242H54ZM197 241V242H196ZM47 242V243H46ZM52 242V243H51ZM57 242V243H56ZM164 242V243H163ZM199 242V243H198ZM201 242V243H200ZM206 242L208 243V244H206ZM215 242H217V243H215ZM9 243H10V245H9ZM113 243V244H112ZM195 243H196V246H195ZM205 243V244H204ZM210 243H211V246H210ZM220 243V244H219ZM235 243H237V244H235ZM167 245V246H165L166 247V252L164 253V254H161V253H159L160 251H158V249L160 248V245ZM181 244V245H180ZM189 244H190V247H189ZM200 244V245H199ZM216 244H219V246H218V248L216 247ZM11 246V247H9V246ZM193 246V248H194V251H192L193 250V248L191 249V247ZM238 245V246H237ZM239 245H241V247L239 246ZM5 246V247H4ZM118 246V247H117ZM199 246V247H198ZM208 246V247H207ZM213 246H214V248H213ZM236 246V247H235ZM27 247L28 246H25L24 247V249L25 250H28L29 251V247H28V249H27ZM186 247V248H185ZM203 247V249H201ZM237 247H238V249H237ZM4 248V249H3ZM168 248V249H167ZM199 248V249H198ZM213 248V249H212ZM217 248V249H216ZM228 249V250H226L224 253L225 254H227V257L225 256V254L223 253H221L220 255H218V254H216V256L215 255H211V253H213L215 250V252H214V254L217 252V251H222L221 249ZM236 248V249H235ZM10 249V250H9ZM191 250V251H189V250ZM206 249H208V250H206ZM66 250V251H65ZM155 250L157 251V255H154L156 252H155ZM182 250H184V251H182ZM195 250H197V251H195ZM199 250V251H198ZM202 250V252H206L205 254L206 255H203V254H201V251ZM4 251H6V252H4ZM38 253H37V252ZM64 251L66 252V253H64ZM154 251V252H153ZM189 251V252H188ZM30 252V251H29ZM120 252V253H119ZM149 252L151 253V252H153L154 254L153 255H149ZM179 252H181V254H179ZM188 252V253H187ZM12 253V252H11ZM32 253H34L33 255H35V253H36V255L35 256H33L32 255ZM183 253V254H182ZM199 253V254H198ZM3 254H4V256H3ZM168 254H169V256H168ZM165 255V256H164ZM183 255V256H182ZM194 255V256H193ZM233 255V256H232ZM6 256H8V257H6ZM39 256V257H38ZM129 256H130V258H129ZM145 256V257H144ZM163 257V261H162V257ZM180 256V257H179ZM200 258H202V259H200ZM218 256H220V257H218ZM222 256H224V257H222ZM50 257H52V258H50ZM57 257V260H58V256H55L54 257V255L52 254V256L50 255L48 258H49V260H51V262H49V260H48V262H45L44 264H55L57 261L54 259V258H56ZM147 257V258H146ZM174 257L176 258V259H174ZM179 257V258H178ZM189 257V258H188ZM194 257V258H193ZM232 257V258H231ZM3 258V259H2ZM25 258V259H24ZM27 258V259H26ZM34 258H35V260H34ZM166 258V259H165ZM184 258H185V260H184ZM190 258H191V260H190ZM197 258V259H196ZM201 260H199V259ZM6 259V260H5ZM13 259V260H12ZM17 259V260H16ZM204 259V260H205ZM212 259V260H211ZM12 260V261H11ZM38 260V261H37ZM147 260V261H146ZM162 262H161V261ZM174 260H175V262H174ZM197 260V261H196ZM2 261V262H1ZM20 261H21V263H20ZM138 261H136V263L138 262ZM194 261L196 262V263H194ZM200 261V262H199ZM31 262V263H30ZM33 262V263H32ZM151 262V263H150ZM199 262V263H198ZM43 264V263H42Z\"/></svg>",
	"mask_w": 264,
	"mask_h": 264
}]
</instances>
